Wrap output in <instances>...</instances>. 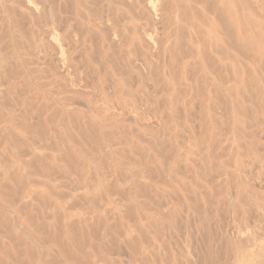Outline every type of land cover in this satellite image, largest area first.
I'll return each mask as SVG.
<instances>
[{
	"label": "rangeland",
	"instance_id": "374dc122",
	"mask_svg": "<svg viewBox=\"0 0 264 264\" xmlns=\"http://www.w3.org/2000/svg\"><path fill=\"white\" fill-rule=\"evenodd\" d=\"M34 1L39 5V11H40L39 14L40 13L42 14V15L40 14L41 15V17L39 19L40 24L37 22L38 20H36L34 18V12H36V10H35L34 6L30 3L31 0H0V59L2 58V55H4L5 53H6V55L4 57L8 56V57H6V59H8L10 57L7 60L9 62L5 61V63L7 62V64L10 63L9 65L6 64L7 66L5 65V63L1 62V60H0V63L4 64V66L0 64L1 65L0 66V73H1L0 74V82H2V81L5 82L6 80H8V81H6V83L9 84L10 83L9 81L13 80L14 84L16 86L18 85L17 86L18 91L15 94V96L16 97H22V95H23L22 99L19 98V100H23V102H24L23 106L22 105L21 106H22V108H24L28 104L27 109H28V111L29 110L31 111V112L29 111V113H31V114L28 113L26 116L25 115L15 116L13 119V123H14L13 129H12V127L11 128L9 127V129L8 128L5 129L3 125H4V122L8 118H10L9 116L11 113H8V111L10 112V107H12V105L13 106L15 105V100H14L15 96H7L6 95L7 96L6 97V96H4V94L0 93V95H1L0 96V137L2 138V140L0 139V173H1L0 178L3 179V182L7 181L6 184H9V185L4 187L5 184L3 185L1 182V179H0V206H1L0 207V238L3 239V240L0 239V246H3V248L5 246V249L0 247V249L2 250V251L0 250V260L3 264L7 263V262L4 263L6 260H8L11 264H15V263L16 264H33V263L35 264L36 261H37L36 262L37 264H39L40 262H41V264H52V263L55 264L57 262H58V264L59 263L65 264V262L67 260L66 258H69L68 259L69 261L67 260V262L68 263L71 262L72 264H75L77 261L79 262L81 260H83V261L89 260L88 261L89 264L90 263L91 264H134L133 256L136 254V246H135L136 244L133 247V243H134L133 242L132 247H130L131 244H128L129 247H127L128 245L126 246V244L128 241L125 243L126 238H127L126 240H128L130 238L131 241H132V238H134V241H135V240H137V237H138L137 231H136V229H134V227L136 226V222H137V221H135L137 218L136 205L135 204L133 205L131 201H133L135 203L134 200L143 194H145L143 196L146 197L149 194L150 187H149V179L148 180L147 179L146 180L140 179V178H137L136 176H133L132 174L134 173V171H137V170L139 171L138 167L141 166V168H142V165H144L143 167H145V168H142L140 171H142L144 169L147 170V168H149V166L152 162V161L150 162V160H151L150 157H152V155H154L153 152H155V150H156L155 146H154L155 141H158V139L163 140L164 138L165 139L168 138V140H169V138L170 139L173 138L171 136H175V137L177 136L176 139H174L175 141L173 139L170 141L164 139L165 141H163V146H164V148L165 147L168 148L167 150H169V149L175 150V148H176V150H179V149L185 148V140H184L185 136L192 134V133L199 134V132H201L204 127L205 128L208 127L210 129L209 130L208 128H206V129H208L209 133H211L212 130L214 129L215 132L214 131L213 132L215 134L212 132L211 135H213V136L218 135L219 136V137L217 136L219 138L218 140L221 142L225 141L228 138V134H229V136L231 135L229 133L232 130L231 128H233V129L236 128L237 130H238V128H240V130H238V132H240L239 134H242V135L237 134L238 132L237 131H236L237 133L235 132L236 129L234 130V132L232 130V132L235 133L234 134L235 136L236 135L237 136H243V135L245 136L246 134H247L246 136H252V135H254V131L255 132L258 131V129H259L258 126H257L258 129L257 128L253 129V127L254 126L256 127V123L259 124V121L257 122V120L261 119V118H256L257 116H259L261 114V111L259 109H257L256 106L259 105L260 102L263 103V106H264V15H263L264 13L261 16L260 15L261 13L257 12L258 11L257 9L252 10L253 12L250 10V9H252L251 7L254 6V5H252L253 0H249V1L248 0H237L239 2V4H237L238 8H240L239 10H241L244 7L242 10H246L245 12H248V16L251 15L250 16V19H251L250 23L251 24H250V31L244 27V24H243L244 22L242 23V25H241V22H236L237 24H235V26L237 25L239 28L236 26V27H234L235 29H233V30H235V32H234L235 35L237 33L236 37L234 36V41H235L234 44H235L236 49L234 51V59L232 62L233 67H232V64H229L227 61V52L225 51L226 50L225 48H224L225 50L222 49L223 47H221V48H219V50H217L218 46L220 47L221 45L217 46V45L213 44L217 48L212 47V44H210V42H208V40L205 39L208 43V44L207 43L205 44V42H203L200 39V42H202L203 47L206 48L209 46V48H207L208 50L203 48V47L201 48L203 50H201L200 52L203 54H200L199 57H204V60H202L203 58H200V62L198 63L197 61H199V60H197V59H199V57L198 58L196 57V59L193 60V62H192V65H191L192 69L190 68V72H188V74L184 77V74L182 75L183 70L181 69V65H182V62H184L187 59L188 55L190 54V51L192 50V48H191L192 45L190 43L191 41L188 38L189 35H187V33H184L183 31L181 32V30L180 31L177 30V32L175 30V35H173V33H172V37L173 36L174 37L171 40L172 41L175 40L176 44L178 43L177 40H179L181 42V43L179 42V48H182L181 51L179 50L180 51L179 53H176V52H178L177 50L179 48H178V45L174 44L175 45L174 51H176L174 53V55H170L171 51H169V55L174 57V58L169 57L168 53L165 55V53L163 51H160V52H163L162 56H161V53L159 54V50H157V52H156V49H157L156 47L158 46V44H160L159 42H161V44H160L161 46L159 45L158 49H160V48L162 49V47H163L162 44H163L164 40L163 41H162V39L160 40L159 37L162 36V38H163V36L165 35L164 32L167 31L168 29H170V31L174 30L173 29L174 27L169 26L172 28L171 29L168 26H166L168 24L167 22H169L168 19L163 20L161 22V23L164 22L163 25L161 24V26H164L165 21H167L166 22L167 24L165 26L168 28L161 27L162 32H160L159 37H158V39L160 41L158 40L159 42H158L157 46L154 47L156 53H152V52H154V49H151V48H153L154 43L150 40L148 41L147 38L143 39L141 42L140 41L138 43L135 42V44L134 43L128 44L129 43L128 37L126 38L125 37L126 35H124V34H126V33L128 35L131 34L133 29L129 28V30L132 29V31H129L128 26L125 25L127 23L125 21V19L127 18V16L125 17V15H124L125 13H121L120 14L121 16H119L118 13L122 12V10H120V7L117 10L115 9V8H118L117 6H121V4L123 5L124 1L118 0V2H117V0H111L112 4L110 5L108 0H101V2L99 0V2L101 3V4L98 3L99 6L96 3L98 0H34ZM204 2H207V0H205ZM247 2L248 3L251 2V3L248 4ZM102 3L104 5H102ZM113 4H116V5H113ZM54 6H56V7H54ZM112 6L115 7L114 9L116 11H113ZM104 7L107 10L105 13V14H107L106 15L107 17L105 16V14H104V16H105L104 17L103 13H102V12H105L103 9ZM52 8L56 11L58 10V12L56 13V11H55V13H54L53 12L54 10ZM194 8L197 9L199 12H201V15H203L202 11H200L196 7H194ZM194 8H193V10L192 9L189 10V12L191 13L190 16H195V14L197 13L196 12L194 14V12H195ZM253 8H255V7H253ZM118 10H120V11H118ZM184 10H185V8H184ZM187 10L188 9H186V11ZM254 11H256V13H254ZM189 12H185V13L189 14ZM198 13L196 15L200 14V13L199 14ZM45 14H46V16L44 17ZM108 14H109L111 20H113V18L115 17L113 23L111 20H108L109 19ZM55 15L60 20L57 18H54V17H56ZM201 15H199L200 18H201ZM52 18L55 19V21L56 20L59 21V23L61 22L60 24H64V25H66V27H68V28H66L64 26L67 30L66 31L64 29V27H62L63 25H60L59 23L57 24V26L59 28H61L62 30H65L64 32H67V36L65 37L67 39L66 43H68L70 45L71 50L76 45H79V44H76L75 42H73L75 45L74 46L73 43L69 41V39H68L69 33L72 32L74 34L77 31H78V33H80L77 35L82 40V41H79L81 44L78 47L76 46V50L74 48V52L71 51V54L69 55L70 57L66 60L64 58H62L64 56H61V55H63L62 54L63 53L62 47L60 48L58 45V46H56V48L55 47L52 48L51 47L52 44H53V46H55L54 40L52 42L50 40L52 38H49L50 35L47 36V34H48L47 32H49V34H51L52 29H53L52 28V21H53ZM98 18L101 20L108 18V19H105V20H107L106 21L107 23L105 22V20H103L102 23L104 24V22H105L106 24L102 25L101 21ZM121 18H123V20ZM47 19L51 20V22H50L51 24L49 23L50 20H47ZM40 20H42V21H40ZM45 20H47V21H45ZM108 21L110 22V24L108 23ZM148 21H149V18H148ZM148 21H147V19H146V21L144 19V26L147 25V27L152 28L153 26L148 25L149 24ZM111 23L112 24L115 23V24L112 26ZM122 23H124V24H122ZM92 24H95V25H92ZM119 24H121V26ZM127 25H130V24L127 23ZM169 25H170V22H169ZM46 26L48 28H46ZM114 26L118 30H121V28L123 27L122 28L123 31H119V32H123L121 35L123 36L124 39H126V41L122 37L119 40L118 38L113 36V33H111L112 29H110V28L114 27ZM43 27H44V29H43ZM125 27H127V28H125ZM240 27L241 28L243 27L242 30ZM49 28H51V30H49ZM70 28H71V30H70ZM75 30H77V31H75ZM31 31L34 32V34H35V35H33L34 37L31 36L32 35V34H30ZM108 31H109V33H108ZM124 32H126V33H124ZM179 32L182 34H180ZM178 33L180 35H182L183 37L177 36ZM73 34H71V35H73ZM71 35H69V36H71ZM121 35H119V36H121ZM109 36H110V38H109ZM176 36L178 38H175ZM113 38H115V39H113ZM33 39L34 40L36 39L37 41H35L33 43V41H34ZM116 39L118 42L119 41L120 42L118 43L117 41H115ZM121 39H123L125 41L124 42L122 40L124 45L123 44L121 45V43H122ZM38 40L41 42H39ZM49 41H51L52 43H50ZM175 41L173 43H175ZM37 42L39 43V46H41L42 49L41 48L39 49V46H38V48L36 47V45L38 44ZM69 42L72 43V45ZM145 42H147L148 46L146 45ZM183 42H184V45H183ZM42 43H43V46L45 48L42 45H40ZM46 43L48 45V48H46L47 45L46 46L44 45ZM173 43H172V46H173ZM188 43L190 44V46H188V48L190 47L189 49L187 48ZM119 44L122 47H120ZM180 44H182L183 46ZM131 45H132V47H131ZM49 46L51 48H49ZM65 46L67 47V45H65ZM71 46H73V47H71ZM124 46H126V48ZM150 46H151V48H150ZM172 46L170 47L171 49L174 48V46H173V48H172ZM57 47H58V50H60V49L61 50L58 51ZM185 48H186V50H185L186 52L189 51L188 54H186L185 51L182 52ZM212 48L213 49L215 48V50L212 51ZM122 49H125L126 51H124ZM209 49H211V50H209ZM41 50H44V51L40 52ZM131 51L133 52V54ZM134 51L136 54L134 53ZM174 51L172 50V52H174ZM2 53H4V54H2ZM152 54H153V56L155 54L154 57L157 60L154 61L155 58L151 57ZM175 54H177V55H175ZM157 55H159V56H157ZM164 55H165V57H163ZM178 55H180V56H178ZM59 56H61V58H59ZM117 56H119L120 58ZM175 56L177 58H180V59L179 60L176 59ZM77 57H78V59H77ZM123 57H125V58H123ZM93 58H95V60ZM162 58H165V59H162ZM170 58H172V59H170ZM10 59L12 62L10 61ZM122 59H123V61H122ZM129 59L132 61V63L128 62ZM115 60H117V61H115ZM64 61H65V64L67 66L64 65ZM125 61L128 63V66L126 65V69H128L127 71H125L126 69L123 68L124 66L122 67V63H123V65H125L124 64V63H126ZM140 61H142V62H140ZM143 61H145V62H143ZM176 61H177V65H176ZM178 61H180V64H178L179 63ZM135 62H137V64ZM194 62L196 64H194ZM140 63H141V65H140ZM143 64H145V65H143ZM147 64H149V66L152 65V67L150 66L151 67L150 68L149 66H147ZM161 64H163V65H161ZM200 64L202 67L200 66ZM10 65H11V67H13V69H14L13 73L15 74L16 77L14 76V74H12L14 77L13 76L10 77V76L6 75L7 71H5L4 68H6V70H7V68ZM178 65H180V67ZM75 66H76V68H75ZM78 66L81 67V69ZM68 67L70 68L71 71H69ZM178 67L180 69H178ZM72 68H74L76 74H74V72H72L73 71ZM77 68H78V73L76 71ZM141 68H142V70H140ZM16 69H18V70H16ZM27 69L29 71H27ZM30 69L33 72H30L31 71ZM8 70L11 71L12 69L9 68ZM65 70H67V71H65ZM10 71H8V72L10 73ZM12 71H11V73H12ZM179 71H181V72L179 73ZM27 72H28V74H27ZM3 73H5V74L3 75ZM69 73L72 76L74 75L73 76L74 79L72 78V76ZM103 73L108 74V77L105 78V76H107V75H105ZM134 73H135V75H134ZM17 74H19V75H17ZM67 74H69L70 76H68ZM82 74H84V75H82ZM102 74L104 77L101 76ZM110 74H113V76L115 78ZM116 74H118V75L115 76ZM140 74H142V76ZM80 75L84 76V77H80ZM88 75H90V76H88ZM96 75H98L99 77ZM151 75H152V77H151ZM55 76H57V77H55ZM109 76H112V77L109 78ZM145 76H146V78H145ZM90 77L92 80H90ZM149 77L151 80L149 79ZM3 78H4V80H3ZM14 78H15V80H14ZM1 79H2V81H1ZM58 79H59V81H58ZM77 80H79V81H77ZM109 80H111V81H109ZM142 80L144 81L145 85L143 84ZM80 81H82V83ZM84 82H85V84H84ZM231 82L232 83L234 82L233 85L230 84ZM136 83L138 84V86H141L140 93H139V90H138V92L136 90L137 95L134 94L135 91L131 87V85L133 86L134 84L137 86ZM146 83H147V85H146ZM149 83H150V85H149ZM61 84L62 85L64 84V85L62 86ZM82 84H83V87H85V88L82 87ZM90 84H91V86L93 85L92 86L93 88L90 86ZM78 85H80V86H78ZM85 85L87 87H89V88L91 87V88L89 89ZM110 85L112 86L111 87L112 89L108 88V87H110ZM135 85H134V87H136ZM102 86H104V87H102ZM215 86H216V88H215ZM233 86H234V89H233ZM113 87H115V89ZM220 87L224 88V91L222 88H221L222 90H220ZM0 88H3V87L0 86ZM98 88H102L100 90H103V89L104 90L100 91ZM152 88L156 89V92L158 90L159 93H157V95L153 97V98H155L154 99L155 101L153 100L152 103H148L147 99L150 98L149 96H150V92H151ZM214 88L217 90H220V92L223 91L222 93L231 91L233 93V95L230 92H229V95H227L228 93H224V95H222V93L218 92L223 96V98L220 96L222 98V99H220L221 101L220 100L217 101V99H218L217 97L219 96V94H217V92H216L217 90H215ZM96 89H97V91L94 92V90H96ZM113 89L116 92L118 89H120V91H118L117 95H118V97H121V99H122V97L123 98L125 97V98L130 100V98L132 96H135L138 99L137 100L138 105H137L136 109H135L134 105L132 107L130 105L129 107L124 108L126 111V114H125V111H124V113H122L123 109L121 110V108L117 107L116 104H114V105L116 106V109H119V110L111 109L108 111L109 114L113 113L115 118H117V119L119 117H121L123 119L124 116H127V114L131 113V114H129L130 116L128 118L127 117L126 118L128 120L130 118L131 121L134 120L132 123L135 124V126H134V127H136V128H134L135 132L138 129L142 130L141 132L143 135L140 134V135H142L141 137H143V139H145V137H146V141L143 139H140V138L138 139L137 137L140 136L139 133H141V132H139V130L137 131V134H135V133H133L134 135L132 134L133 136H135L136 140H138L137 142H139V144L141 145V149H140L141 151L137 155L138 159H140L139 160L140 162L137 159V166L138 167L136 166V164H133L134 160L132 162L130 158L128 159L129 156H127L128 152L126 150H125L127 152L126 157L124 155L125 152H124V154H120V153H123L124 149H126L124 147V145H125L124 135H127L129 132H131V129H132V126H131L132 123H130L131 122L130 120L125 121L126 120L125 117L123 119L126 126L124 127V129L121 130L122 133L124 130V133L122 134L123 136L121 139H118L117 136L119 134L116 133L117 131L114 132V131L109 130L110 132L106 133L107 137L105 136V138H102V137H104L105 133L102 134L103 132L101 130H98L99 132L101 131L102 133L101 132L100 133H101V135H103L100 139L99 138L100 135H98L96 137L97 134L95 135V133L99 134V132H97V129L101 128L100 127L101 124L98 123V125L97 124L92 125V128H93V126H96L95 127L96 130H94V133H93L92 130L94 128L92 129L91 123L89 124L87 122L88 120L89 121L91 120L90 122L97 123L96 119H95V122H94V120H92L93 119L92 112L94 109V107H92V106H95L93 104V102H94L96 104V107L94 110L96 111L97 109L101 108V105H103V104H100L98 102V98H99L98 96L100 95L99 93L102 92L104 94V92L108 91V92H106L107 94L108 93H110V94L114 93L115 94V91L112 92ZM135 89H137V88H135ZM226 89H228V91ZM253 89L255 90V92H258L257 93L258 95L254 94L255 92L252 93L254 91ZM109 90L111 92H109ZM124 90H125V92H123ZM147 90L150 92H148ZM161 90L163 91L164 94H161V92H162ZM145 91L147 93H144ZM184 91H186V92H184ZM250 91H252V92H250ZM187 92H189V93H187ZM208 92H210V93H208ZM215 92H216V95L214 96ZM186 93L189 95H187ZM17 94L19 96H17ZM122 94H124V96H122ZM183 94L185 95V97ZM207 94H208V99L204 100V98L207 97ZM92 95L94 98L91 97ZM144 95H146L147 97ZM182 95L186 99L187 98H191V99L195 98L196 100H197L196 97H198V96H195V95H199L200 99L202 96H205V97L202 100H197L198 103H199V101H201L199 104L196 102V104L194 106L191 104L189 106L188 105L189 102L184 103V101H187V100H185L182 97ZM160 96H163V98L161 99ZM231 96H234V97H231ZM235 96H236V98H235ZM256 96H257V98H256ZM210 97H212L213 101L210 100L211 99ZM224 97H227V98H225L226 100L228 99V97H230V99L232 98V100L234 102H236V100H237V102L235 104L233 102L234 105L232 104L233 106H230V103L232 102V100L229 101L230 103L227 100L226 102L229 103L228 104L229 106H228V105H226L227 103H225ZM258 97L261 100H258ZM179 98L181 100H179ZM90 99H92V100H90ZM159 99H161L162 102H161V100L159 101ZM16 100H18V99L16 98ZM243 100L246 103H244ZM31 101H32V103H31ZM249 101H250V104H249ZM251 101L256 106H253ZM258 101H260V102H258ZM25 102H26V104H25ZM145 102H146V104H144ZM154 102H156V103H154ZM175 102H178V103L181 102L180 103L181 106L178 105V103H177L178 109L175 107V104H176ZM8 103H9V105H8ZM241 103H242V105H241ZM109 104H112V103L108 102V103H106V106L110 107ZM140 104H141V106H140ZM184 104L185 105L187 104L188 106L187 105L185 106ZM202 104L208 105V107H206L207 105L205 107H203L206 110L208 109L207 111L205 109L202 110V108H200L201 106H203ZM248 104H249V106L251 105L252 107H254L255 110H254V108H251V106L249 107ZM150 105H151V107H150ZM182 105H184L185 108ZM211 105H213V106H211ZM124 106H127V105H124ZM158 106H159V108H158ZM214 106H217V107H220L221 109H223L222 112L225 110L224 113H222L220 111V109L217 108L219 110L218 111L216 108H214ZM241 106H243V107L241 108ZM179 107H180V109H179ZM209 107L213 108L214 110L219 112L221 117L219 116V114L216 111H215L216 114H215V112L213 113V109H212V111H210L211 109H209ZM257 107L259 108V106H257ZM88 108L89 109L92 108L91 111ZM131 108H134L135 110L132 109V110H134V111H132ZM228 108L233 109L232 113L235 112L236 114L235 113L230 114L229 112L231 110H229ZM234 108H236V109H234ZM248 108H251L250 111L251 110L254 111V112L251 111L252 113H249L250 115L254 114L251 116L254 117L255 114L257 115L258 112L260 114L255 116L254 118L253 117L251 118V116L248 115V111H249ZM160 109H161V111H160ZM200 109L202 110V112H200L201 111ZM25 110L23 109L21 111H25ZM128 110H130V112ZM89 111H90V113H89ZM116 111L120 112V114L117 113ZM136 111L139 113H137ZM68 112L70 115H68ZM114 112L118 115H115ZM190 112H192V114H189ZM65 113L67 115H65ZM142 113H144V114H142ZM158 113H160V114H158ZM237 113H240V116L237 115ZM138 114H140V115H138ZM141 114H142V116H141ZM205 114H206V117L209 119V121H208V119L206 121H204V119L206 117L202 118V116H205ZM224 114H227L228 116H225ZM244 114H246V115L244 116ZM30 115H32L31 118H29ZM82 115L84 116V118L87 121L84 118H82L83 117ZM158 115H160L159 116L160 118L157 117ZM23 116H25V117H23ZM66 116H68L69 120L66 119L67 118ZM212 116H215V119H216V116L217 117L219 116V118H217V119H220V120L223 118V116L228 117L229 121L228 120L225 121L224 119L221 120L222 122L224 121L223 122L224 125L227 124V126L228 125L232 126L230 124L231 119H229V116H230V118L231 117H233L234 119L236 118L237 121L234 120L236 122V123H234L233 118H232V124L233 125L235 124V125L231 128L229 127V129H227L228 127L227 128L225 127L226 125L225 126L223 125L222 127L223 128L225 127V128L224 129L222 127L221 128L223 130H225V133H224V131H222V129L218 127V123H220L221 121H218L217 119L215 121V119ZM91 117H92V119H91ZM134 117H136V118H134ZM24 118H25V120H24ZM61 118H62V120H61ZM72 118L74 120H72ZM78 118L80 120H78ZM157 118H158V120H157ZM237 118H239V120ZM242 118H243V120H240ZM246 118H248V119L251 118V120L253 119L252 123L251 124L249 123V125H248V122H250L251 120L249 119L250 121H248V119H246ZM117 119H115V120H117ZM83 120L86 121L87 123L84 122ZM201 120H202V122H200ZM18 121H20L21 123ZM137 121H138V123H136ZM157 121H159V122H157ZM207 121L209 123H207ZM242 121H244V122L246 121L245 122L246 124L244 125ZM59 122H60V125H61V122H62V125L63 124L66 125L67 127L63 125L65 128H67V129L70 128L71 131L69 129V132H70V134L72 133L71 135H73L74 137L71 135L68 137L67 133H69V132L66 131L65 129L62 130L63 135H61V133H62L61 131L59 132L61 136L58 135L59 133L54 134L55 132L53 130H51L52 128L50 126L54 125L55 123L57 125V124H59ZM67 122H68L69 127L67 125ZM70 122H72V123H70ZM159 123L161 126L159 125ZM87 124L90 127H88ZM141 124H142V126H141ZM144 124H145L147 129H148V127L150 128L148 131H146L145 127L143 126ZM148 124H150L151 126H149ZM209 124H210V126H209ZM252 124H254V126H252V128L250 130L249 128L251 127ZM36 125H39V126L42 125V126L39 127ZM43 125L45 127H47L50 131L48 129H46L45 127H43ZM127 125L131 126V128H128L129 126L127 127ZM239 125H241V126H239ZM16 126L17 127L19 126L18 127L19 129L16 128ZM30 126H32V127H30ZM247 126H249V127H247ZM35 127L40 128V129L37 128V130H39V131H36L38 134L35 132V130H36ZM151 127H155V128L157 127L156 128L157 131L161 130L160 135H162V134H166V135H164V136L162 135V138H161V136H158V134H159L158 132H157L158 134L155 133L156 132L155 128H153L152 131H150ZM216 127H218V129ZM41 128H42L44 134L42 133ZM158 128H159V130H158ZM4 130H5V133L3 132ZM64 130L67 133L64 132ZM126 130H128V133L125 134V132H127ZM226 130H228L229 132L228 131L226 132ZM45 131L46 132L48 131L49 133L47 132V134H46ZM216 131H219V133L218 132L216 133ZM90 132H92L93 136L97 138L94 141L98 140V142L97 141L96 142L91 141V139H93L94 137L92 138V134ZM133 132H134V130H133ZM144 132H150L151 136H148L149 133H146L145 137H144ZM152 132H153V135L155 134L154 136L152 135ZM220 132L221 133L223 132L222 135H220ZM39 133H42V135H40ZM108 133H111V134L108 135ZM226 133H227V135H226ZM233 133H232V135H233ZM223 134H225V135H223ZM248 134H250V135H248ZM51 135H53V136H51ZM54 135H56V136H54ZM111 135L115 136L112 138L114 141H111L112 140ZM129 135H130V133H129ZM168 135H169V137H168ZM58 136L62 137V138L65 137V138L64 139L60 138V140H59ZM89 136H90V139L88 138ZM108 136H109V138H108ZM155 136H158V138L157 139L154 138ZM182 136H184V138ZM191 136H193V134ZM44 137H45L47 142L44 141ZM70 137H72L71 140L69 139ZM150 137L153 139V140L151 139L152 141L150 140ZM33 138H34V140H33ZM98 138L102 141H100ZM116 138L119 140L120 143H118V140ZM52 139H53V141H52ZM104 139L108 140L107 142L112 143L111 145H114V146L113 147L109 146L110 143L109 144L105 143L106 141ZM179 140H181V142L184 140V144L179 142ZM1 141H4V142H1ZM41 141H43V142L41 143ZM60 141H62V143ZM65 141H66V143H65ZM149 141H150V143H149ZM153 141H154V143H152ZM171 141H172V144L175 146V148H173L174 146L172 147ZM176 141L179 143H177ZM58 142H60L61 144H59ZM63 142H64V144H63ZM79 142L83 145L81 146ZM91 142H94V143H91ZM98 143L103 144V148L107 147V145H108V148L104 149L105 153H106V150L107 151L110 150V147H111V153L108 151L109 153L107 152V154H103V156H102V153H103V148H102V151L100 153L101 155L98 153V151H95L98 153V154L95 153L96 154L95 155L94 150H98V147H97ZM169 143L171 145L168 147L167 145H169ZM7 145H9V146H7ZM22 145H23V147H22ZM44 145H46V146L44 147ZM61 145H64V147ZM18 146H21V147H18ZM80 146L82 147V150H80V148H81ZM83 146L85 147V149L83 148ZM121 146H123L124 148ZM150 146L154 147V149H155V150L153 149L154 151H152V155L150 154V150L152 149ZM87 147H89V148H87ZM94 147L95 148L97 147V148L95 149ZM22 148H23V150H22ZM90 148H92V150L94 148L93 152H91V153L86 150V149L89 150ZM113 148H115V149H113ZM118 148L120 151L118 150ZM83 149L86 150V156H84V157H83V155H85V151ZM3 150H4V152H3ZM19 150H21V151H19ZM112 150H113V152L115 150L116 153L115 152L112 153ZM80 151H84V152L81 153ZM117 151H119V152L117 153ZM143 151H145L146 154ZM87 152L89 154H87ZM78 153H81L82 157L84 158V160L82 162H80L81 158L79 159L80 155ZM90 154H92V155H90ZM148 154H150V156ZM87 155L92 157V158L89 157L91 161L89 160ZM130 157H131V155H130ZM78 159L80 160L79 162H78ZM141 159L143 161L149 160L148 162L150 164L146 165L147 166L146 167L145 166L146 162L142 164ZM85 160H89L90 162L88 161V163H87V161H85ZM71 162L73 163L72 165H71ZM107 162H108V164L110 163L111 166H108ZM1 163H3V164H1ZM76 165L79 166L81 170L78 169L79 167L74 169L73 166L77 167ZM7 167H9L10 170ZM64 168H66V169L64 170ZM76 169H78L80 171L78 172V170H76ZM8 172H9V176L7 175ZM123 172H124V174H121ZM4 173L7 177L4 175ZM103 175L106 176V177H104L105 179L108 178L106 181H105V179H103ZM131 176H133L132 177L133 180L131 179ZM9 177L10 178L12 177L11 178L12 181H10ZM4 179H8V180H4ZM81 180H83L85 182H83ZM134 180L135 181L138 180L139 185L141 183L140 186L138 184L137 185L139 186V189L142 190V193L137 187H134V186H137L135 184L136 182ZM142 180H143V182H142ZM9 181H10V183H8ZM96 181H97V183H96ZM147 181H148V184H145V183H147ZM81 182H82V184H81ZM101 184H102V186H101ZM106 184H107V186H105ZM142 184H145V186ZM136 189L139 190L140 192H138ZM107 190H108V192H107ZM135 190L137 191V193L135 192ZM130 196L133 197L134 200H132L133 198H131ZM97 197H99V198H97ZM95 198H97L98 200ZM93 202H95L96 208H94L95 204ZM123 203H124V206H123ZM129 203L132 205H128ZM129 206H132L130 208V210H129V208H127ZM114 207H115V209H114ZM119 207L121 208L122 211L120 210ZM132 209L135 211L136 216H135V213ZM114 210H115V212H114ZM126 211L129 213V214L127 213V215L125 214V216L129 215L127 219L130 218L132 221H135V223L132 222V225L134 227L131 226V220L128 221L126 219V217L124 216L123 213L124 212L126 213ZM17 212L18 213L20 212V215ZM100 212H102V213H100ZM117 213H118V215H117ZM100 214L102 216H100ZM114 214L116 215L115 217L113 216ZM130 214H131V216H130ZM1 216H2V218H1ZM4 216H7V217L4 218ZM98 216H99V218H98ZM121 216H122V218H121ZM132 216H135V217L133 218ZM104 218L107 220V222L105 220L104 221V222H106L105 226H101L104 224L103 223ZM118 218H120L121 220L120 219L118 220ZM9 219L13 220V223H8V222H11V221H8ZM81 219H82L83 223L84 222L86 223V226H84L85 225V223H84L81 226L82 228L80 227V229H79L78 226L82 224L81 223L82 221L80 222ZM99 219H103V220L100 221ZM97 220H99V221H97ZM123 220H125V221H123ZM56 222L59 224V226ZM100 222H102V224ZM118 222H120V224ZM121 222H123L126 226H128V228H130L129 229L131 231L130 234H129V232H130L129 230H128L129 232L127 230L125 232L124 229L126 227ZM94 223H95V227H94ZM97 223L101 224V225L99 226V225H97ZM111 223L113 225L116 224L118 226L119 225L121 226V224H122V227L124 229L117 227V226L116 227L122 229L123 232H125V233L128 232L127 233L128 236L127 237L124 236L125 239L123 240L122 238H124L123 235H125V233L122 234L123 233L122 232L120 234V232L122 231V230L120 231V229H117V233L115 234L116 229L112 228ZM52 224H53V227H51ZM60 224H63L62 227H60L61 226ZM66 224L69 228L66 226ZM90 224L96 230L95 229L93 230V228L90 226ZM108 226H110V227L108 228ZM84 227L86 229H84ZM89 228H90V231L92 230V232L97 231V232H95L96 234L98 233V230H99L98 235H96V238L98 239L97 245H93L95 238L93 239L92 235L89 234V233H91L89 231ZM101 228L103 229V231ZM106 228L107 229L111 228L112 231L111 230H108V231L111 232L112 237H111V235L110 236L108 235L110 232H106L107 231ZM11 229H13V231H14L13 233H12ZM87 229L89 232L87 231ZM15 230H16V232H15ZM65 230H67L69 232L68 237H67V233H66L67 231H65ZM104 230H105V232H104ZM263 230L264 229H258L259 233L264 232ZM62 231L63 232L65 231V233H63ZM85 231H87V233H88V235L86 233V236H84ZM8 232L10 234H8ZM57 232H59L62 235L61 236L62 238H63V236H66V238L64 237L63 242H65V241L70 242V243L67 242V245L69 244L68 248L71 247V250H75L76 249L75 247H77V249H78L79 245L84 244L83 245L84 250H81L78 252V250L76 249L74 251V252H76V254L80 253L79 255H81V253H83V254L85 253L84 252L85 250L86 251L91 250V251H88L89 254H87V253L85 254V257L82 255L84 257V259H86V260H84L83 258H78V260L75 263L70 261V260L74 261V259L75 258L77 259V257H79V255L75 254L77 257H74L75 255L72 253L73 251H71L69 249L72 253L71 254L68 249H65L67 247L66 245H65L66 247L63 248L64 246L63 245L61 246V244H59L62 240L58 236L59 233H57ZM79 232H82L84 234L83 236H84V239L86 238V242H84L85 240L80 239L82 237H80V238L78 237L79 236L78 234L82 235ZM23 233H26V234L29 233L30 235L32 233L33 234L35 233L34 234L35 236L32 235L33 237H35V239H33L31 236H30L31 238H29L28 237L29 234L28 235L25 234L24 236L21 235ZM95 233L94 234L92 233L93 236H95ZM105 233L109 237L105 236ZM134 233L137 235L136 238H135ZM71 234L72 235L74 234L73 235L74 237ZM102 234H104V235H102ZM117 234H119V235H117ZM132 234H134V236H131ZM10 235L11 236L13 235L12 238L15 237L13 240L14 241L16 240L17 243L12 241V238L10 237ZM56 235H57V238H55ZM70 235H71V237H70ZM75 235H78V236H75ZM115 235H116V237H118V236L119 237L115 239ZM129 235H130V237H129ZM25 237H26V239H25ZM72 237H73V239H72ZM99 237H100V240H99ZM101 237H103V238H101ZM17 238H18V240H20L19 242L17 241ZM42 238H44L46 241L48 239L53 240V241H54V239L59 240L60 241L59 243H55V244H58L56 246L60 245L63 249L66 250V252L63 253L64 252L63 249L56 247L55 244L53 245V243H54L53 241H52V244H50L51 241L49 240L48 241L49 243L47 244L46 241L43 240ZM4 239H5V241H4ZM87 239H90V241L88 242ZM97 239H96V241H97ZM104 239H106V240H104ZM130 239H129V241H130ZM27 240H28V242H27ZM37 240H39L40 243H42V244H46V246L45 245L42 246V244L40 246L39 245L40 243ZM73 240H74V243L76 245L75 247L73 246L74 243L72 244ZM76 240H77V242H75ZM80 240H81V242L83 240V242L81 244H79L80 242H78ZM92 240H94V241L92 242ZM115 240L116 241L118 240V243L123 241L122 243H125V244H123L124 248L123 247L120 248V246H122V244L121 243L118 244ZM110 241H112V242H110ZM32 242H34V243L32 244ZM36 242L38 244H36ZM55 242H57V241L55 240ZM20 243H22V245ZM26 243H27V245H26ZM28 243H29V245H33L31 248V252L28 250L29 249ZM128 243H131V242H128ZM34 244H36L35 246L37 248L38 247L43 248L42 250H40L38 248V251H37L38 254L37 255H47L49 250L51 252L54 250L55 254H57V255L53 254L54 252H52V253L49 252L51 254L50 255L48 254L49 256H47V257L53 258V256L55 255V257H54L55 260L54 259L52 260V258L50 260L48 258L50 260V262H48L49 260L46 259V256H40V257H43L44 260L42 258H40L39 256H38V259L36 260V258H34V257H37V255H36L37 252H35L36 250L32 251V249H36V248H34ZM94 244H96V243H94ZM98 245H100V246H98ZM117 245H119V246H117ZM10 246H12L11 249L9 248ZM115 246L119 247L120 249H118L117 247L115 248ZM44 247H46L45 248L46 250L44 249ZM55 248L56 249L59 248L62 251V253L59 249L56 250ZM132 248L135 250H133ZM12 249H15L16 251H19L21 249V252L19 254H17L18 252L14 253L12 251ZM22 249L26 251L25 254L24 253L22 254V252H24ZM47 250H48V252H47ZM116 250L117 251L122 250V251H119V253H116L115 252ZM42 251L46 252V253L42 254ZM58 251H60V252H58ZM67 251H69V252H67ZM7 252H8V255L6 254ZM32 252H35V253L32 254L33 255L32 257H30L28 254H30ZM113 252H115V253H113ZM121 252H122V254H121ZM133 252H134V255H133ZM9 253L10 254L12 253V254L10 255ZM13 253L15 254V257L13 255ZM1 254H2V256H1ZM52 254H53V256H51ZM64 254H66V256ZM118 254L119 255L121 254V255L119 256ZM25 255H26V257H29V259L24 258ZM86 255L87 256L89 255V256L87 257ZM112 255L114 256V258ZM16 256H18V257H16ZM69 256L73 257L74 259H70L71 257H69ZM101 256L102 257L107 256L106 262H105V258H102ZM130 256H131L132 260H131ZM64 257H66V258L64 259ZM108 257L113 258V259H110ZM135 257H136V255H135ZM33 258L35 260L32 261ZM101 258H102V260L104 259V261H101L100 260ZM109 259L112 261H110ZM3 260H4V262H3ZM45 260H47V261H45ZM30 261H31V263H30ZM134 261L136 264V258L134 259ZM82 262H81V264H83V263L85 264V262H83V263ZM76 264H78V263H76Z\"/></svg>",
	"mask_w": 264,
	"mask_h": 264
},
{
	"label": "bare ground",
	"instance_id": "6f19581e",
	"mask_svg": "<svg viewBox=\"0 0 264 264\" xmlns=\"http://www.w3.org/2000/svg\"><path fill=\"white\" fill-rule=\"evenodd\" d=\"M119 1H124V4L122 5L121 3V6H117L118 8H115V7H113V11H116L117 9H119V7H120V10H122V12H120V13H118L119 14V16H121L120 14L121 13H125L124 15H125V17L127 16V20L125 19V21L128 23V24H130V25H127V23L125 24L126 26H128V30H129V28H132L133 29V31H132V29H130L129 31H132L131 32V34H127L126 32H124V33H126V34H124V35H126L125 37L127 38L128 37V40H129V43L128 44H132V43H134L135 44V42H141L143 39H148V41L150 40V41H152L153 43H154V46H153V48H151V46H150V48L151 49H154V47H156L157 46V44H158V42L162 39V41H163V44H162V49L160 48V49H158V47H159V45L161 44V42H159L160 44H158V46L156 47L157 49H156V52H157V50H159V54L161 53V56H162V54H163V52L165 53V55L168 53V55H169V51H171V53H170V55H174V53L176 52V51H174V49H175V45H178V48H179V40H177V44H176V41L175 40H171V39H173V37H172V33H173V35H175V30H176V32H177V30L178 31H180L181 30V32L183 31L184 33H187V35H189V39H190V43H191V48H192V50L190 51V54L188 55V57H187V59L184 61V62H182V65H181V69L183 70V73H182V75L184 74V77L188 74V72H190V68L192 67L191 65H192V62H193V60H195L196 59V57L198 58L199 56H200V54H203V53H201L200 51L201 50H203V49H201L203 46H202V42H200V39L203 41V42H205V44L207 43V41L206 40H208V42H210V44H212V47H216V46H214V45H221L220 47L218 46V49L217 50H219V48H221V47H223L222 49H224L226 52H227V61H228V63L229 64H232V67H233V59H234V51H235V44H234V36L236 37V35H237V33H236V35H235V30H233V29H235L234 27H236L235 26V24H237L236 22H241V25H242V23L244 24V27L247 29V30H249L250 31V16H248V12H245L246 10H239L240 8H238V5L237 4H239V2L237 1V0H207V2H204L205 0H119ZM249 1V0H248ZM100 2H101V0H100ZM99 2V0L96 2L97 3V5L99 6V4H101ZM108 2H109V4L111 5L112 3H111V0H108ZM117 2H118V0H117ZM116 2V3H117ZM252 2V1H251ZM251 2H247L248 4H250ZM33 6H34V8H35V10H36V12H34V18L36 19V20H38L37 22L39 23V19H40V17H41V15L39 14V5L34 1V0H31V2H30ZM99 3V4H98ZM119 4V3H118ZM247 4V5H248ZM102 5H104L103 3H102ZM113 5H116V4H113ZM252 5H254L253 7H255V8H253V7H251L252 9H250L251 11L252 10H255V9H257L258 11L257 12H259V13H261L260 15L262 16V14L264 13V0H253V4ZM54 7H56V6H54ZM106 7V6H105ZM103 8L104 9V11L105 12H102L103 13V16H104V14L106 13V8ZM194 7H196V8H198L200 11H202V14L203 15H201V12H199L197 9H195ZM102 8V7H101ZM116 10H115V9ZM184 8H185V10H184ZM193 8H194V14L197 12H199L198 14L199 15H201V18H200V16L199 15H196L195 14V16H190L191 15V13L189 12V10L190 9H192L193 10ZM53 9V8H52ZM186 9H188L187 11H186ZM54 10V9H53ZM120 10H118V11H120ZM42 11V10H41ZM55 11L56 10H54L53 12L55 13ZM58 12V10L56 11V13ZM185 12H189V14L187 15ZM253 12V11H252ZM254 13H256V11H254ZM99 14V13H98ZM117 14V13H116ZM258 14V13H257ZM107 14H105V16H106ZM112 15V14H111ZM115 15V14H114ZM264 15V14H263ZM46 16V14L44 15V17ZM56 16V15H55ZM104 16V17H105ZM118 16V15H117ZM118 16V17H119ZM103 17V18H104ZM107 17V16H106ZM108 17H109V19L108 18H105V19H108V20H111V18H110V16H109V14H108ZM114 17V16H113ZM124 17V18H125ZM54 18H57V19H59L57 16L56 17H54ZM90 18V17H89ZM115 18V17H114ZM114 18H113V20H111L112 21V23H113V21H114ZM148 18H149V21H148ZM99 19V18H98ZM105 19H103V20H105ZM122 20H123V18H121ZM120 19V20H121ZM144 19H145V21H146V19H147V21H148V25L150 26H153L152 28H149V27H147V25L146 26H144ZM166 19H168V21L170 22V25H169V22H167V21H165V25L166 26H171V27H174L173 29V31H170V29H168L167 31H165L164 33H165V35L163 36V38H162V36L161 37H159V34H160V32H162L161 31V27H166L165 25L164 26H161V24L163 25L164 24V22L163 23H161L163 20H166ZM47 20H50V19H47ZM47 20H45V21H47ZM52 32H51V34H49V32H47L48 34H47V36L48 35H50V37L49 38H52V39H50L52 42H53V40H54V45L55 46H53V44H52V48L53 47H55L56 48V46H58L59 45V47L61 48L62 47V49H63V55H61V56H64V57H62V58H64L65 60L66 59H68L70 56V54H71V51L72 52H74V48H75V50H76V46L78 47L81 43L79 42V41H82L79 37H78V35L77 34H80V33H78V29L77 30H75V31H77V32H75L74 34L71 32V33H69V35H71V34H73V35H71V36H69L68 35V39H69V41L70 42H75L76 44H79V45H74V43H73V45L75 46L72 50L70 49V45L68 44V43H66V41H67V39L65 38L66 36H67V32H64L65 30H66V28H68V27H66V25H64V24H60L59 23V21H55V19H53L52 18ZM60 20V19H59ZM100 21H101V23L103 22V20H101V19H99ZM118 20V19H117ZM40 21H42V20H40ZM107 20H105V22H106ZM51 22V20L49 21V23ZM104 22V24H106ZM122 22V21H121ZM167 22V23H166ZM48 23V22H47ZM60 24V25H63L62 27H64V29L65 30H62L61 28H59L58 26H57V24ZM72 23V22H71ZM95 23V22H94ZM108 23L110 24V22L108 21ZM111 23V24H112ZM146 23V22H145ZM40 24V23H39ZM51 24V23H50ZM103 23H102V25H104ZM115 24V23H114ZM114 24H112V26L114 25ZM122 24H124V23H122ZM59 25V26H60ZM72 25V24H71ZM70 25V26H71ZM84 25V24H83ZM92 25H95V24H92ZM108 25V24H107ZM117 25V24H116ZM120 26H121V24H119ZM44 26V25H43ZM87 26V25H86ZM110 26V25H109ZM130 26V27H129ZM45 27V26H44ZM44 27H43V29H44ZM147 27V28H146ZM168 27H166V28H168ZM171 27H169V28H171ZM238 27V26H237ZM46 28H48L47 26H46ZM73 28V27H72ZM75 28V27H74ZM110 28V27H109ZM119 28V27H118ZM123 28V27H122ZM122 28H121V30H118V29H116V27L114 26V27H111L110 29H112V32L111 33H113V36L114 37H116V38H118L119 40H120V38L122 37L123 38V36L121 35L123 32H119V31H123L122 30ZM125 28H127V27H125ZM149 28V29H148ZM178 28V29H177ZM239 28V27H238ZM241 28V27H240ZM243 28V27H242ZM242 28H241V30H242ZM120 29V28H119ZM172 29V28H171ZM49 30H51V28H49ZM70 30H71V28H70ZM73 30V29H72ZM127 30V31H128ZM67 31V30H66ZM187 31V32H186ZM108 33H109V31H108ZM119 33V34H118ZM180 33V32H179ZM177 34V36H181V37H183L182 35H180V34H182V33H180V34ZM30 34H32L31 36H33V35H35L34 34V32L33 31H31L30 32ZM46 35V34H45ZM119 35H121V36H119ZM128 35V36H127ZM184 35V34H183ZM46 36V37H47ZM80 36V35H79ZM83 36V35H82ZM81 36V37H82ZM112 36V37H113ZM175 37V38H178V37ZM34 37V36H33ZM32 37V38H33ZM158 37H159V39H158ZM201 37V38H200ZM204 39H203V38ZM83 38V37H82ZM109 38H110V36H109ZM48 39V38H47ZM80 39V40H79ZM85 39V38H84ZM113 39H115V38H113ZM112 39V40H113ZM124 39V38H123ZM123 39H121V42H122V40ZM187 39V38H186ZM206 39V40H205ZM34 40V39H33ZM49 40V39H48ZM86 40V39H85ZM125 41H126V39H124ZM123 40V41H124ZM137 40V41H136ZM159 40V41H158ZM188 40V39H187ZM186 40V41H187ZM35 41H37L36 39L33 41V43L35 42ZM39 41V40H38ZM51 41H49L50 43H52ZM115 41H117V39L115 40ZM124 41V42H125ZM146 41V40H145ZM175 41V43H173ZM39 42H41V41H39ZM69 42V43H70ZM79 42V43H78ZM118 42V41H117ZM120 42V41H119ZM118 42V43H119ZM173 43V46H174V48H173V46H172V43ZM38 43V42H37ZM44 43V42H43ZM43 43L42 44H40V45H42L43 46ZM49 43V44H50ZM72 43H70L71 45H72ZM126 43V44H127ZM146 43V45H147V42H145ZM181 43V42H180ZM83 44V43H82ZM123 44V42L121 43V45ZM149 44V43H148ZM175 44V45H174ZM208 44V43H207ZM214 44V45H213ZM35 45V44H34ZM45 46L47 45V43L46 44H44ZM65 45H67V47L65 46ZM124 45V44H123ZM144 45V44H143ZM152 45V44H151ZM172 46V48L173 49H171L170 47ZM180 45H182V44H180ZM183 45H184V42H183ZM182 45V46H183ZM186 45V44H185ZM38 46H39V43L36 45V47L38 48ZM119 46H120V44H119ZM145 46V45H144ZM148 46V45H147ZM161 46V45H160ZM188 46H190V44L188 43L187 44V48H188ZM211 46V45H210ZM44 47V46H43ZM50 46H49V48H51ZM71 47H73V46H71ZM83 47V46H82ZM120 47H122V46H120ZM125 48H126V46H124ZM131 47H132V45H131ZM177 47V46H176ZM41 48V46H39V49ZM45 48V47H44ZM46 48H48V45H47V47ZM59 48V49H60ZM128 48V47H127ZM148 48V47H147ZM170 48V49H169ZM184 48V47H183ZM190 48V47H189ZM188 48V49H189ZM203 48H205V47H203ZM207 48H209V46L208 47H206L205 49H207ZM217 48V47H216ZM36 49V48H35ZM42 49V48H41ZM119 49V48H118ZM150 49V50H151ZM181 49L182 48H179L177 51L178 52H176V53H179L180 51H181ZM187 49V50H188ZM57 50H58V47H57ZM61 50V49H60ZM60 50H58V51H60ZM122 50H124V51H126L125 49H122ZM128 50V49H127ZM172 50L174 51V52H172ZM180 50V51H179ZM186 50V48L182 51V52H184ZM208 50V49H207ZM209 50H211V49H209ZM213 50H215V48L213 49L212 48V51ZM42 51H44V50H41L40 52H42ZM55 51V50H54ZM129 51V50H128ZM133 51V50H132ZM131 51V52H132ZM160 51H163V52H160ZM49 52V51H48ZM57 52V51H56ZM106 52V51H105ZM119 52V51H118ZM122 52V51H121ZM151 52V51H150ZM155 52V49H154V52H152V53H156ZM186 52V51H185ZM5 53V52H4ZM4 53H2V54H4ZM134 53H135V51H134ZM173 53V54H172ZM189 53V51H187L186 52V54H188ZM75 54V53H74ZM73 54V55H74ZM128 54V53H127ZM132 54H133V52H132ZM136 54V53H135ZM6 55V53L4 54V55H2V58L0 59L1 60V62H3V63H5V61H7L8 59H6V57H8V56H6V57H4ZM149 55V54H148ZM165 55L163 56V57H165ZM169 55V57H172V56H170ZM175 55H177V54H175ZM61 56H59V58H61ZM80 56V55H79ZM154 56H155V54H154ZM153 56V54H152V56L151 57H154ZM157 56H159V55H157ZM178 56H180V55H178ZM202 56V55H201ZM204 56V55H203ZM73 57V56H72ZM117 57H119V56H117ZM133 57V56H132ZM140 57V56H139ZM142 57V56H141ZM176 57V56H175ZM120 58V57H119ZM123 58H125V57H123ZM155 58V57H154ZM161 58V57H160ZM172 58H174V57H172ZM172 58H170V59H172ZM200 58H203L202 60H204V57H199V59H197V60H199V61H197L198 63L200 62ZM77 59H78V57H77ZM80 59V58H79ZM94 60H95V58H93ZM140 59V58H139ZM162 59H165V58H162ZM176 59H180V58H177L176 57ZM175 59V60H176ZM185 59V58H184ZM74 60V59H73ZM144 60V59H143ZM153 60V59H152ZM155 60H157L156 58L154 59V61ZM10 61H11V59H10ZM115 61H117V60H115ZM122 61H123V59H122ZM163 61V60H162ZM7 62H9V61H7ZM7 62L5 63V65L7 64ZM12 62V61H11ZM121 62V61H120ZM126 62V61H125ZM129 63L131 62L132 63V61L129 59V61H128ZM140 62H142V61H140ZM143 62H145V61H143ZM173 62V61H172ZM179 63L178 64H180V61H178ZM99 63V62H98ZM127 63V62H126ZM126 63H124L125 65H123V63H122V67L124 68V69H126V65L128 66V63L126 64ZM136 64H137V62H135ZM1 64V63H0ZM10 64V63H9ZM9 64H7V65H9ZM51 64V63H50ZM81 64V63H80ZM97 64V63H96ZM135 64V65H136ZM160 64V63H159ZM173 64V63H172ZM194 64H196L195 62H194ZM1 65H3L4 66V64H1ZM0 65V66H1ZM6 65V66H7ZM64 65H66L65 64V61H64ZM117 65V64H116ZM140 65H141V63H140ZM139 65V66H140ZM143 65H145V64H143ZM161 65H163V64H161ZM176 65H177V61H176ZM205 65V64H204ZM2 66V67H3ZM5 66V67H6ZM13 66V65H12ZM67 66V65H66ZM132 66V65H131ZM134 66V65H133ZM138 66V65H137ZM147 66H149V64H147ZM151 67H152V65H150ZM149 66V67H150ZM173 66V65H172ZM179 67H180V65H178ZM200 66H201V64H200ZM70 67V66H69ZM68 67V68H69ZM79 67V66H78ZM84 67V66H83ZM121 67V68H122ZM135 67V66H134ZM141 67V66H140ZM145 67V66H144ZM148 67V68H149ZM150 67V68H151ZM178 67V69H180ZM202 67V66H201ZM9 68H11L12 70V73H11V71L10 70H8ZM16 68V67H15ZM31 68V67H30ZM75 68H76V66H75ZM80 69H81V67H79ZM95 68V67H94ZM105 68V67H104ZM108 68V67H107ZM106 68V69H107ZM122 68V69H123ZM129 68V67H128ZM139 68V67H138ZM206 68V67H205ZM204 68V69H205ZM5 69V71H7V73H6V75H8V76H10V77H12L13 75L12 74H14L13 72H14V69H13V67H11V65L7 68V70H6V68H4ZM83 69V68H82ZM156 69V68H155ZM192 69V68H191ZM202 69V68H201ZM16 70H18V69H16ZM31 70V69H30ZM54 70V69H53ZM68 70V69H67ZM67 70H65V71H67ZM72 72H74V74H76L75 73V70H74V68H72ZM85 70V69H84ZM95 70V69H94ZM104 70V69H103ZM128 69H126L125 71H127ZM140 70H142V68L140 69ZM153 70V69H152ZM8 71H10V73L8 72ZM27 71H29L28 69H27ZM69 71H71L70 70V68H69ZM77 73H78V68H77ZM100 71V70H99ZM108 71V70H107ZM16 72V71H15ZM21 72V71H20ZM24 72V71H23ZM26 72V71H25ZM30 72H33L32 70L30 71ZM84 72V71H83ZM103 72V71H102ZM124 72V71H123ZM181 71H179V73H180ZM55 73V72H54ZM108 73V72H107ZM178 73V74H179ZM192 73V72H191ZM1 74V73H0ZM5 73H3V75H4ZM10 74V75H9ZM27 74H28V72H27ZM70 74V73H69ZM69 74H67L68 76H70ZM88 74V73H87ZM98 74V73H97ZM103 74H105V75H107V76H105V78L106 77H108V74H106V73H103ZM103 74L101 75V76H103ZM132 74V73H131ZM17 75H19V74H17ZM58 75V74H57ZM65 75V74H64ZM82 75H84V74H82ZM110 75H112L113 76V74H110ZM118 74H116L115 76H117ZM134 75H135V73H134ZM138 75V74H137ZM141 76H142V74H140ZM153 75V74H152ZM152 75H151V77H152ZM181 75V74H180ZM14 76H15V74H14ZM13 76V77H14ZM62 76V75H61ZM60 76V77H61ZM72 76V75H71ZM74 76V75H73ZM73 76H72V78H73ZM88 76H90V75H88ZM96 76H98V75H96ZM112 76H109V78L110 77H112ZM131 76V75H130ZM16 77V76H15ZM21 77V76H20ZM55 77H57V76H55ZM76 77V76H75ZM80 77H84V76H81L80 75ZM93 77V76H92ZM99 77V76H98ZM104 77V76H103ZM102 77V78H103ZM114 77V76H113ZM135 77V76H134ZM188 77V76H187ZM68 78V77H67ZM95 78V77H94ZM108 78V79H109ZM115 78V77H114ZM145 78H146V76H145ZM156 78V77H155ZM63 79V78H62ZM71 79V78H70ZM74 79V78H73ZM72 79V80H73ZM76 79V78H75ZM89 79V78H88ZM104 79V78H103ZM128 79V78H127ZM139 79V78H138ZM149 79H150V77H149ZM3 80H4V78H3ZM14 80H15V78H14ZM61 80V79H60ZM69 80V79H68ZM90 80H92L91 79V77H90ZM89 80V81H90ZM102 80V79H101ZM112 80V79H111ZM111 80H109V81H111ZM114 80V79H113ZM151 80V79H150ZM1 81H2V79H1ZM6 81H8V80H6ZM6 81L4 82V81H2V82H0V86H2L3 88H0V93H2V94H4V96H15V94L17 93V86L14 84V82H13V80L12 81H9L10 83L9 84H7L6 83ZM58 81H59V79H58ZM77 81H79V80H77ZM84 81V80H83ZM88 81V82H89ZM104 81V80H103ZM132 81V80H131ZM143 81V80H142ZM147 81V80H146ZM18 82V81H17ZM81 83H82V81H80ZM140 82V81H139ZM216 82V81H215ZM59 83V82H58ZM61 83V82H60ZM80 83V84H81ZM93 83V82H92ZM104 83V82H103ZM106 83V82H105ZM138 83V82H137ZM136 83V84H137ZM156 83V82H155ZM218 83V82H217ZM234 83V82H233ZM233 83L231 82L230 84H232L233 85ZM84 84H85V82H84ZM99 84V83H98ZM108 84V83H107ZM115 84V83H114ZM143 84H144V81H143ZM142 84V85H143ZM211 84V83H210ZM62 85V84H61ZM64 85V84H63ZM62 85V86H63ZM101 85V84H100ZM119 85V84H118ZM135 85V84H134ZM134 85L132 86L131 85V87L133 88V90L135 91V93L134 94H136L137 95V92H138V90H139V93H140V88H141V86H138V84H137V86L136 87H134ZM145 85V84H144ZM143 85V86H144ZM146 85H147V83H146ZM149 85H150V83H149ZM157 85V84H156ZM72 86V85H71ZM78 86H80V85H78ZM86 86V85H85ZM90 86H91V84H90ZM93 86V85H92ZM91 86V87H92ZM97 86V85H96ZM82 87H83V84H82ZM87 87V86H86ZM90 87V88H91ZM102 87H104V86H102ZM112 86L110 85V87H108V88H111ZM116 87V86H115ZM115 87H113L114 89H115ZM119 87V86H118ZM146 87V86H145ZM152 87V86H151ZM156 87V86H155ZM154 87V88H155ZM213 87V86H212ZM211 87V88H212ZM227 87V86H226ZM225 87V88H226ZM83 88H85V87H83ZM87 88H89V87H87ZM86 88V89H87ZM89 88V89H90ZM93 88V87H92ZM95 88V87H94ZM107 88V89H108ZM135 88H137V89H135ZM158 88V87H157ZM215 88H216V86H215ZM214 88V89H215ZM222 87H220V90H222L223 89V91H224V88H222ZM19 89V88H18ZM68 89V88H67ZM81 89V88H80ZM99 90L100 89H102V88H98ZM106 89V90H107ZM112 89V88H111ZM112 90V92L113 91H115V90ZM143 89V88H142ZM233 89H234V86H233ZM98 90V91H99ZM104 90V89H103ZM103 90H100V91H103ZM105 90V91H106ZM132 90V91H133ZM136 90H137V92H136ZM160 90V89H159ZM215 90H217V89H215ZM214 90V91H215ZM220 90H217L216 92H217V94H219V96L217 97L218 99H217V101L218 100H220V99H222L223 98V96L222 95H224V93H228L227 95H229V92L233 95V93L231 92V91H229V92H224V93H222L223 91H221L220 92ZM227 91H228V89H226ZM254 90V89H253ZM252 90V91H253ZM84 91V90H83ZM89 91V90H88ZM95 91H97V89L96 90H94V92ZM118 91H120V89H118L117 90V92L115 91V94L113 93V94H110V93H106V92H108V91H106V92H104V94L102 93V92H98L100 95L98 96L99 98H98V102L100 103V104H103V105H101V108H99V109H97L96 111L94 110L95 109V107H96V104L93 102V104L95 105V106H92V107H94V109H93V112H92V115H93V119H92V117H91V119L92 120H94V122H95V119H96V122L97 123H92V122H90L89 120L87 121L85 118H84V116L82 117V118H84L89 124L91 123V128H92V125L94 124V125H98V123H100L101 125H100V127L101 128H99V129H97V132H99L98 130H101L100 132L102 133V134H104L105 133V135H104V137H102L103 135H101V133L99 132V134L98 133H95V135H96V137L98 136V135H100L99 136V138L101 139V137L102 138H105V136L107 135L106 133L107 132H110L109 130H111V131H114V132H116L117 134H119L117 137H118V139H121L122 138V134L124 133V130H123V133L121 132V130L122 129H124V127L126 126L125 125V123H124V117L126 118H128L130 115L129 114H131V113H129V114H127V116H124L123 117V119L121 118V117H119L118 119L117 118H115V116H114V114L112 115L111 113L109 114L108 113V111L109 110H111V109H115V110H119V109H116V106L117 107H119V108H121V110H122V113H124V111H125V107H129L130 105H131V107L134 105L135 106V109H136V107H137V98L135 97V96H132L131 98H130V100L129 99H127V98H123L122 97V99H121V97H118V95H117V93H118ZM148 91V90H147ZM162 91V90H161ZM233 91V90H232ZM252 91H250V92H252ZM93 92V93H94ZM109 92H111L110 90H109ZM123 92H125V90L123 91ZM122 92V93H123ZM148 92H150V91H148ZM156 92V89H153L152 88V90H151V92H150V98L149 99H147V101H148V103H152V101L155 99V98H153L154 96H156L157 95V93H159V91L157 90V92ZM182 92V91H181ZM184 92H186V91H184ZM183 92V93H184ZM216 92H215V94H214V96L216 95ZM218 92H220V93H222V95L220 94V93H218ZM255 92V90L252 92V93H254ZM88 93V92H87ZM97 93V94H98ZM121 93V92H120ZM144 93H147L146 91L144 92ZM187 93H189V92H187ZM186 93V94H187ZM208 93H210V92H208ZM258 92H255L254 94H257ZM19 94V93H18ZM17 94V96H19ZM91 94V93H90ZM96 94V93H95ZM126 94V93H125ZM161 94H164L163 93V91L161 92ZM160 94V95H161ZM181 94V93H180ZM191 94V93H190ZM251 94V93H250ZM261 94V93H260ZM22 95V94H21ZM117 95V96H116ZM184 95V94H183ZM183 95H182V97H183ZM187 95H189V94H187ZM192 95V94H191ZM211 95V94H210ZM258 95V94H257ZM1 96V95H0ZM6 96V97H7ZM41 96V95H40ZM46 96V95H45ZM89 96V95H88ZM96 96V95H95ZM122 96H124V94H122ZM144 96H146V95H144ZM193 96V95H192ZM195 96H198V97H196L197 98V100H202L205 96H202L201 97V99H200V97H199V95H195ZM212 96V95H211ZM222 98H221V97ZM226 96V95H225ZM252 96V95H251ZM3 97V96H2ZM1 97V98H2ZM22 97H23V95H22ZM22 97H16L15 96V98H14V100H15V105L13 106L12 105V107H10V112L8 111V113H11L10 114V118H6L7 120L4 122V128L5 129H9V127L11 128L12 127V129H13V127H14V123H13V119H14V117L15 116H19V115H27L28 113H29V111H28V104H27V106L26 107H24V108H22V106H23V104H24V102H23V100H19V98H21L22 99ZM25 97V96H24ZM30 97V96H29ZM48 97V96H47ZM91 97H93V95L91 96ZM147 97V96H146ZM165 97V96H164ZM184 97H185V95H184ZM183 97V98H184ZM187 97V96H186ZM191 97V96H190ZM220 97V98H219ZM231 97H234V96H231ZM260 97V96H259ZM258 97V100H261L260 98ZM4 98V97H3ZM16 98L18 99V100H16ZM31 98V97H30ZM49 98V97H48ZM94 98V97H93ZM160 98L162 99L163 98V96H160ZM199 98V99H198ZM211 98V99H210ZM209 99L211 100V101H213L212 100V97H210ZM225 98H227V97H224V99ZM235 98H236V96H235ZM256 98H257V96H256ZM161 99H159V101L161 100ZM185 100H187V101H184V103L186 102H189V106H190V104L191 105H195L196 104V102H197V100L195 99V98H193V99H191V98H184ZM206 99H208V94H207V97L206 98H204V100H206ZM230 97H228V102L229 101H231L232 100V98L230 99ZM243 99V98H242ZM245 99V98H244ZM36 100V99H35ZM39 100V99H38ZM90 100H92V99H90ZM97 100V99H96ZM179 100H181L180 98H179ZM209 100V101H210ZM226 99H225V103H227L226 101H227ZM235 100V99H234ZM2 101V100H1ZM28 101V100H27ZM37 101V100H36ZM88 101V100H87ZM141 101V100H140ZM155 101V100H154ZM158 101V102H159ZM221 101V100H220ZM97 102V101H96ZM108 102H111L112 104H109L110 105V107L109 106H106V103H108ZM142 102V101H141ZM161 102H162V100H161ZM201 101H199V103H200ZM203 102V101H202ZM233 100H232V102L230 103V106H233L236 102H237V100H236V102H234V104H233ZM240 102V101H239ZM243 102H244V100H243ZM242 102V103H243ZM258 102H260V101H258ZM31 103H32V101H31ZM36 103V102H35ZM34 103V104H35ZM39 103V102H38ZM91 103V102H90ZM154 103H156V102H154ZM176 104H175V107L177 108V103L178 102H175ZM181 102H179L178 103V105H180L181 106V104H180ZM198 103V102H197ZM198 103V104H199ZM210 103V102H209ZM222 103V102H221ZM229 103H227L226 105H228ZM242 103H241V105H242ZM244 103H246V102H244ZM251 103H252V101H251ZM25 104H26V102H25ZM114 104H116V106L114 105ZM118 104V105H117ZM144 104H146V102L144 103ZM220 104V103H219ZM233 104V105H232ZM249 104H250V101H249ZM249 104H248V106H249ZM8 105H9V103H8ZM22 105V106H21ZM124 105H127V106H124ZM159 105V104H158ZM185 105V104H184ZM184 105H182V106H184ZM187 105V104H186ZM185 105V106H186ZM187 105V106H188ZM203 106H201L200 108H202V110H204L205 108H203V107H205L207 104H202ZM218 105V104H217ZM252 105L253 106H256L254 103H252ZM90 106V105H89ZM124 106V107H123ZM140 106H141V104H140ZM160 106V105H159ZM159 106H158V108H159ZM185 106H184V108H185ZM211 106H213V105H211ZM229 106V105H228ZM247 106V107H248ZM251 106V105H250ZM249 106V107H250ZM257 106H259V108L257 107ZM256 106V108L257 109H259L260 111H261V114L258 112L257 113V115H259V116H257L256 114H255V116H257L256 118H261L260 120H257V122L259 121V124L258 123H256V127L254 126V124H252L251 125V127L249 128L250 130H251V128H252V126H254L253 127V129L254 128H257V126L259 127V129H258V131L257 132H255L254 131V135H252V136H235L234 134L235 133H233L234 132V130L236 129V128H231V127H233L234 125L232 124V118L233 117H231L230 118V116H229V119H231V125L232 126H227V124H225L224 125V121L222 122L221 120L222 119H224L225 121L226 120H228V117H224L223 116V118L220 120V119H217V118H219V116H220V114H219V112H217L216 110H214L213 108H210L209 107V109H211L210 111H212V109H213V113L216 111L218 114H219V116L217 117L216 116V119L218 120V121H221L220 123H218V127L219 128H221L223 125L227 128V129H229V127L233 130V132H232V130H231V132L233 133V135H232V133L231 132H229L228 130H226V132L228 131L231 135L229 136V134H228V138L225 140V141H223V142H221V141H219L218 139V137L217 136H213V135H211V133L214 131V129L212 130V132L211 133H209V131H208V127H206V128H208V129H206L205 127L202 129V131L201 132H199V134H197V133H192L193 134V136H191L192 134H189V135H187V136H185V138H184V136H182L183 138H184V140H185V148H183V149H179V150H176V148H175V146L172 144V141H171V144H172V147L173 148H175V150H167L168 148H164V146H163V141H165V140H168V138L167 139H161L162 138V135L164 136V135H166V134H162V135H160V132H161V130H159V128H158V130L159 131H157V127L155 128V127H151V130L150 131H152V129L153 128H155V130H156V132L155 133H157L158 134V136H161V140H159L158 139V141H155V143H154V141L152 142V143H154L155 145V149H154V147H151L152 149L150 150V154L152 155V151H154L155 150V152H153L154 153V155H152V157H150V162H151V164L148 162V161H143L142 159H141V163L143 164V163H145V166L146 165H148V164H150V166H149V168H147V170H142V171H140L142 168H145V167H143L144 165H142V168H141V166L140 167H138L137 166V159H138V154L140 153V149H141V145L139 144V142H137L138 140H136V138H135V136H133L134 134L133 133H135V134H137V131L139 130H137L136 132H135V129L134 128H136V127H134L135 126V124H133L132 122L134 121H131L130 120V118H129V120L131 121L130 123H132L131 124V126H132V129L134 130V132H133V130L131 129V132H129L130 133V135H129V133H128V130H126L127 132H125V134L126 133H128L127 135H124V140H125V145H124V147L126 148V149H124L123 150V153H120V154H124V152H125V157H126V153L128 154L127 156H129L128 157V159L130 158L131 159V161L133 162V160H134V163L133 164H136V166L139 168V171L137 170V171H134V173L132 174L133 176H136L137 178H140V179H149V187H150V191H149V194L145 197V196H143V195H145V194H143V195H140L139 197H135L136 199L134 200V198L133 197H131V198H133L132 200H134L135 201V203L133 202V201H131L132 202V204L134 205H136V213H137V218H136V220L135 221H137L136 222V226L134 227L133 225H132V222H134L135 223V221H132L130 218L129 219H127L128 218V216H125V214L127 215V211H126V213L124 212L123 214H124V216L126 217V219L129 221V220H131V226H133L134 227V229H136V231H137V234H138V237H137V235L135 234V238L137 237V240H135L134 241V238H132V241H131V239L129 238L130 237V235H129V239H130V241H129V239L128 240H126L125 239V237L124 236H128V232L130 231L129 229L130 228H128V226H126L123 222H121L122 224H124L125 225V229L122 227V224H121V226L119 225H113L112 223V228L113 229H116V232H115V234L117 233V229H120V228H123L124 230H125V232H126V230L128 231L127 233H125V232H123V230L122 229H120V234L122 233V234H124L125 233V235H123V237L124 238H122L123 240L125 239V243L128 241V242H131V243H128L127 242V244H126V246L128 245V244H131V246L130 247H132V243H133V247H134V245L136 246V257H135V255H134V252H133V258L135 259L136 258V264H264V232H261V233H259V231H258V229H264V106H263V103H259V105H257ZM8 107V106H7ZM146 107V106H145ZM150 107H151V105H150ZM206 107H208V105L206 106ZM243 106H241V108H242ZM35 108V107H34ZM85 108V107H84ZM110 108V109H109ZM143 108V107H142ZM157 108V107H156ZM214 108H218V109H220V111L222 112V110L223 109H221L220 107H217V106H214ZM227 108V107H226ZM233 108V107H232ZM251 108H254V107H252L251 106ZM251 108H248V115L249 116H251V115H254V114H249V113H252V112H254V111H250V109ZM9 109V108H8ZM25 110V111H21V110ZM36 109V108H35ZM89 109V108H88ZM92 109V108H91ZM91 109H89L90 111H91ZM132 109H134V108H131V110ZM134 109V110H135ZM150 109V108H149ZM155 109V108H154ZM178 109V108H177ZM179 109H180V107H179ZM217 109V110H218ZM229 110H231L229 113L230 114H234V113H232V111H233V109H231V108H228ZM234 109H236V108H234ZM87 110V109H86ZM134 110H132V111H134ZM139 110V109H138ZM147 110V109H146ZM159 110V109H158ZM201 110V109H200ZM202 110L200 111V112H202ZM206 110V109H205ZM208 110V109H207ZM206 110V111H207ZM228 110V111H229ZM243 110V109H242ZM254 110H255V108H254ZM7 111V110H6ZM56 111V110H55ZM90 111H89V113H90ZM129 112H130V110H128ZM131 111V112H132ZM150 111V110H149ZM160 111H161V109H160ZM219 111V110H218ZM225 111V110H224ZM224 111L222 112V113H224ZM31 112V111H30ZM82 112V111H81ZM80 112V113H81ZM117 112V111H116ZM137 112V111H136ZM145 112V111H144ZM193 112V111H192ZM192 112H190L189 114H192ZM216 112H215V114H216ZM243 112V111H242ZM39 113V112H38ZM78 113V112H77ZM115 113V112H114ZM117 113H119L120 114V112H117ZM128 113V112H127ZM137 113H139V112H137ZM136 113V114H137ZM212 113V112H211ZM212 113V114H213ZM29 114H31V113H29ZM64 114V113H63ZM125 114H126V111H125ZM142 114H144V113H142ZM142 114H141V116H142ZM158 114H160V113H158ZM236 114V113H235ZM65 115H67L66 113H65ZM68 115H70L69 114V112H68ZM115 115H118V114H116L115 113ZM138 115H140V114H138ZM146 115V114H145ZM208 115V114H207ZM225 116H228L227 114H224ZM237 115H239L240 116V113H237ZM246 114H244V116H245ZM247 115V116H248ZM25 116H23V117H25ZM31 116L32 115H30L29 116V118H31ZM35 116V115H34ZM73 116V115H72ZM91 116V115H90ZM160 115H158L157 117L158 118H160L159 117ZM254 116V117H255ZM67 118L66 119H68V116H66ZM71 117V116H70ZM75 117V116H74ZM89 117V116H88ZM87 117V118H88ZM149 117V116H148ZM151 117V116H150ZM205 118L206 117V114H205V116H202V118ZM214 119H215V116H212ZM221 117V116H220ZM236 117V116H235ZM253 116H251V118H252ZM253 117V118H254ZM17 118V117H16ZM90 118V117H89ZM88 118V119H89ZM126 118V120L125 121H127L128 119ZM133 118V117H132ZM134 118H136V117H134ZM138 118V117H137ZM158 118H157V120H158ZM226 118V119H225ZM251 118H249L250 120H251ZM255 118V119H256ZM22 119V118H21ZM20 119V120H21ZM34 119V118H33ZM40 119V118H39ZM59 119V118H58ZM115 119H117V120H115ZM144 119V118H143ZM163 119V118H162ZM208 118L206 117L205 119H204V121H206ZM216 119H215V121H216ZM238 120H239V118H237ZM246 119H248V118H246ZM248 119V121H250ZM24 120H25V118H24ZM23 120V121H24ZM38 120V119H37ZM48 120V119H47ZM54 120V119H53ZM52 120V121H53ZM57 120V119H56ZM61 120H62V118H61ZM69 120V119H68ZM72 120H74L73 118H72ZM78 120H80L79 118H78ZM128 120V121H129ZM142 120V119H141ZM147 120V119H146ZM234 120H236V118L234 119L233 118V122L234 123H236ZM240 120H243V118L242 119H240ZM253 120V119H252ZM252 120L250 121V122H248L247 120V122H248V125H249V123L251 124L252 123ZM15 121V120H14ZM35 121V120H34ZM84 121V120H83ZM82 121V122H83ZM86 121H84V122H86ZM136 121V120H135ZM208 121H209V119H208ZM207 121V123H209ZM229 121V120H228ZM237 121V120H236ZM245 121V122H246ZM18 122H20V121H18ZM51 122V121H50ZM54 122V121H53ZM76 122V121H75ZM86 122V123H87ZM145 122V121H144ZM147 122V121H146ZM157 122H159V121H157ZM200 122H202V120L200 121ZM212 122V121H211ZM214 122V121H213ZM243 122V124L245 125L246 123L244 122V121H242ZM255 122V121H254ZM21 123V122H20ZM23 123V122H22ZM35 123V122H34ZM41 123V122H40ZM48 123V122H47ZM57 123V122H56ZM56 123L54 124V125H52V126H50L52 129L51 130H53L55 133L54 134H58L60 131L62 132V130L63 129H65L66 131H68L69 132V129L70 128H65L64 126H66V125H62V122H61V125L63 126H61L60 125V122H59V124H57L56 125ZM70 123H72V122H70ZM85 123V124H86ZM136 123H138V121L136 122ZM206 123V122H205ZM24 124V123H23ZM26 124V123H25ZM33 124V123H32ZM46 124V123H45ZM44 124V125H45ZM52 124V123H51ZM146 124V123H145ZM145 124L143 125L144 127H145V129H146V131H148L150 128L148 127V129L146 128V126H145ZM153 124V123H152ZM238 124V123H237ZM240 124V123H239ZM242 124V125H243ZM20 125V124H19ZM40 125V124H39ZM39 125H36V126H39ZM43 125V127H45ZM67 125H68V122H67ZM72 125V124H71ZM147 125V124H146ZM149 126H151L150 124H148ZM159 125H160V123H159ZM212 125V124H211ZM42 126V125H41ZM41 126H39V127H41ZM87 126H88V124H87ZM129 125H127V127H128ZM131 126H129L128 128H131ZM138 126V125H137ZM141 126H142V124H141ZM140 126V127H141ZM161 126V125H160ZM200 126V125H199ZM203 126V125H202ZM209 126H210V124H209ZM239 126H241V125H239ZM19 127V126H18ZM17 126H16V128H18ZM29 127V126H28ZM30 127H32V126H30ZM39 127H35L36 128V130H35V132L36 131H39V130H37V128L38 129H40ZM62 127V128H61ZM67 127V126H66ZM68 127H69V125H68ZM72 127V126H71ZM88 127H90V126H88ZM87 127V128H88ZM95 127L96 126H93V130H92V132L94 133V130H96L95 129ZM99 127V126H98ZM126 127V128H127ZM218 127H216L217 129H218ZM224 127V128H225ZM238 127V126H237ZM247 127H249V126H247ZM46 129H48L47 127H45ZM86 128V127H85ZM127 128V129H128ZM223 128V127H222ZM221 128V129H222ZM223 128V129H224ZM245 128V127H244ZM19 129V128H18ZM45 129V130H46ZM144 129V128H143ZM144 129V130H145ZM216 129V130H217ZM222 129V131H224V133H225V130H223ZM3 130V129H2ZM11 130V129H10ZM41 130H42V128H41ZM49 130V129H48ZM64 130V132H66ZM154 130V131H155ZM201 130V129H200ZM210 130V129H209ZM238 130H240V128H238ZM238 130L236 129L235 130V132L237 131L238 132ZM9 131V130H8ZM26 131V130H25ZM50 131V130H49ZM70 131H71V129H70ZM73 131V130H72ZM142 130H139V132H141ZM4 133H5V130L3 131ZM46 132V131H45ZM48 132V131H47ZM47 132H46V134H47ZM52 132V131H51ZM92 132H90L91 134H92ZM138 132V133H139ZM215 132V131H214ZM213 132V133H214ZM219 133V131H216V133ZM236 132V133H237ZM37 133V132H36ZM42 133H43V130H42ZM42 133H39L40 135H42ZM49 133V132H48ZM67 133V132H66ZM146 133H149V135L148 136H151L150 135V132H144V137H145V134ZM163 133V132H162ZM223 133V132H222ZM222 133L220 132V135H222ZM240 132H238L237 134H239ZM38 134V133H37ZM44 134V133H43ZM51 134V133H50ZM65 134V133H64ZM72 134V133H71ZM70 134V132L69 133H67V135H68V137L71 135ZM87 134V133H86ZM85 134V135H86ZM109 134H111V133H108V135ZM133 134V135H132ZM140 134H142V132L141 133H139V135ZM156 134V135H157ZM188 134V133H187ZM215 134V133H214ZM35 135V134H34ZM59 136H61V135H63V132L61 133V135H60V133L58 134ZM66 135V134H65ZM143 135V134H142ZM142 135H140V136H136L138 139L140 138V139H143V137H141ZM146 135V136H147ZM152 135H153V132H152ZM155 135V134H154ZM153 135V136H154ZM223 135H225V134H223ZM226 135H227V133H226ZM239 135H242V134H239ZM248 135H250V134H248ZM49 136V135H48ZM51 136H53V135H51ZM54 136H56V135H54ZM58 136V137H59ZM71 136H73V135H71ZM112 137H111V139L113 138V137H115L114 135H111ZM158 136H155L154 138H158ZM26 137V136H25ZM57 137V138H58ZM74 137V136H73ZM87 137V136H86ZM94 136H93V134H92V138H93ZM96 137H94L93 139H91V141H94L95 139H97ZM107 137V136H106ZM168 137H169V135H168ZM171 137H173L172 139L174 140V139H176V137L175 136H171ZM222 137V136H221ZM224 137V136H223ZM56 138V139H57ZM60 138H62V137H59V140H60ZM65 138V137H64ZM64 138H62V139H64ZM67 138V137H66ZM71 138L72 137H70L69 139L71 140ZM77 138V137H76ZM89 139H90V136L88 137ZM87 138V139H88ZM98 138V139H99ZM108 138H109V136H108ZM182 138V139H183ZM0 139L2 140V138L0 137ZM26 139V138H25ZM40 139V138H39ZM68 139V138H67ZM99 139V140H100ZM117 139V138H116ZM115 139V140H116ZM117 139V140H118ZM152 138L150 137V140H151ZM172 139H170L169 138V140L168 141H170V140H172ZM4 140V139H3ZM33 140H34V138H33ZM37 140V139H36ZM55 140V139H54ZM58 140V141H59ZM66 140V139H65ZM79 140V139H78ZM105 140V139H104ZM143 140H145L146 141V137H145V139H143ZM153 140V139H152ZM151 140V141H152ZM184 140L181 142V140H179V142H181V143H183L184 144ZM8 141V140H7ZM44 141L45 142H47L46 141V139H45V137H44ZM52 141H53V139H52ZM80 141V140H79ZM97 142H98V140H96ZM96 141H94V142H96ZM100 141H102V140H100ZM106 141V142H105ZM104 142L105 143H107V144H109L110 142H107L108 140H105ZM111 141H114L113 139L111 140ZM175 141V140H174ZM1 142H4V141H1ZM30 142V141H29ZM43 141H41V143H42ZM55 142V141H54ZM61 143H62V141H60ZM60 142H58L59 144H61ZM94 142H91V143H94ZM167 142V141H166ZM177 142V141H176ZM179 142H177V143H179ZM65 143H66V141H65ZM80 143V142H79ZM90 143V142H89ZM117 143V142H116ZM118 143H120L119 142V140H118ZM149 143H150V141H149ZM151 143V144H152ZM176 143V144H177ZM55 144V143H54ZM63 144H64V142H63ZM99 144V143H98ZM97 144V147H98V150H94V148H93V150H94V154L95 153H97V152H95V151H98V153L100 154L101 153V151H102V148H103V144H99L98 145ZM112 143H110V145L109 146H114V145H111ZM167 144V143H166ZM170 143H169V145H167L168 147L171 145ZM2 145V144H1ZM20 145V144H19ZM80 145L82 146L83 144H81L80 143ZM144 145V144H143ZM182 145V144H181ZM180 145V146H181ZM7 146H9V145H7ZM46 145H44V147H45ZM60 146V145H59ZM61 146H63L64 147V145H61ZM80 146V147H81ZM90 146V145H89ZM5 147V146H4ZM18 147H21V146H18ZM22 147H23V145H22ZM66 147V146H65ZM96 147V148H97ZM121 147H123V146H121ZM123 147V148H124ZM184 147V146H183ZM9 148V147H8ZM67 148V147H66ZM83 148L85 149V147L83 146ZM87 148H89V147H87ZM95 148V149H96ZM105 148H108V145H107V147H104L103 148V153H102V156H103V154H107V152L109 151L110 153H111V147H110V150H106V153L104 152V149ZM116 148V147H115ZM115 148H113V149H115ZM172 148V149H173ZM63 149V148H62ZM83 149V150H84ZM121 149V148H120ZM154 149V150H153ZM178 149V148H177ZM22 150H23V148H22ZM80 150H82V147L80 148ZM88 152H93V150H92V148H90L89 150L88 149H86ZM86 150H84L85 151V155H83V157L84 156H86ZM92 150V151H91ZM100 150V151H99ZM117 150V149H116ZM118 150H119V148H118ZM122 150V149H121ZM127 152H126V151ZM19 151H21V150H19ZM84 151H80L81 153L82 152H84ZM120 151V150H119ZM119 151H117V153L119 152ZM2 152V151H1ZM3 152H4V150H3ZM73 152V151H72ZM87 152V154H89ZM108 152V153H109ZM114 152L116 153V151L114 150ZM113 152V150H112V153H114ZM144 153H145V151H143ZM81 153H78L79 155H80V157H79V159L81 158V161L78 159V162L80 161V162H82L83 160H84V158L82 157V155H81ZM97 153V154H98ZM76 154V153H75ZM84 154V153H83ZM146 154V153H145ZM150 154H148L149 156H150ZM90 155H92V154H90ZM96 155V154H95ZM101 155V154H100ZM123 155V156H124ZM130 155H131V157L133 158H131L130 157ZM88 156V158L89 157H91V156H89V155H87ZM78 157V156H77ZM83 158V159H82ZM92 158V157H91ZM87 159V158H86ZM89 160H90V158H89ZM89 160H85V161H87V163H88V161ZM140 159H138V161H139ZM91 161V160H90ZM89 161V162H90ZM130 161V160H129ZM140 162V161H139ZM1 164H3V163H1ZM73 163L71 162V165H72ZM107 165L108 166H111V164L109 163L108 164V162H107ZM75 166V165H74ZM73 166V168L75 169V168H78L79 166H77V167H74ZM2 167V166H1ZM147 167V166H146ZM8 169H9V167H7ZM5 169V168H4ZM63 169V168H62ZM66 168H64V170H65ZM78 169H80V167L78 168ZM78 169H76V170H78ZM133 169V168H132ZM136 169V168H135ZM7 170V169H6ZM10 170V169H9ZM63 170V171H64ZM81 170V169H80ZM80 170H78V172L80 171ZM1 174V173H0ZM121 174H124V172L123 173H121ZM4 175H5V173H4ZM8 176H9V172H8V174H7ZM102 175V174H101ZM6 176V175H5ZM133 176H131V179H132V177ZM7 177V176H6ZM104 177H106V176H104L103 175V179H105ZM135 177V178H136ZM4 178V177H3ZM10 178V177H9ZM12 178V177H11ZM11 178H10V181H12L11 180ZM1 179V182H2V184L4 185V187L5 186H7V185H9V184H6L7 183V181L6 182H3V179L2 178H0ZM102 179V178H101ZM108 178H106L105 179V181L107 180ZM4 180H8V179H4ZM133 180V179H132ZM10 181L8 182V183H10ZM81 181H83V180H81ZM135 181V180H134ZM138 180H136L134 183L137 185H139V181L137 182ZM80 182V181H79ZM83 182H85V181H83ZM142 182H143V180H142ZM146 182V181H145ZM96 183H97V181H96ZM81 184H82V182H81ZM103 184V183H102ZM102 184H101V186H102ZM145 184H148V181H147V183H145ZM145 184H142V185H144L145 186ZM86 185V184H85ZM134 186V187H137L138 189H139V186L141 185V183H140V185L139 186ZM104 186V185H103ZM105 186H107V184L105 185ZM108 188V187H107ZM106 189V188H105ZM137 190V189H136ZM135 190V192L137 193V191L138 192H140L141 191V193H142V190L141 189H139V190H137L136 191ZM145 190V189H144ZM148 191V190H147ZM104 192V191H103ZM107 192H108V190H107ZM135 193V194H136ZM140 193V194H141ZM134 194V195H135ZM130 195V194H129ZM132 195V194H131ZM139 195V194H138ZM97 198H99V197H97ZM97 198H95V199H97ZM94 200V199H93ZM92 200V201H93ZM98 200V199H97ZM91 201V202H92ZM129 201V200H128ZM130 202V203H131ZM94 204H95V202H93ZM92 203V204H93ZM125 203V202H124ZM124 203H123V206H124ZM128 204V205H132V204ZM126 204V203H125ZM1 207V206H0ZM121 207V206H120ZM119 207V208H120ZM126 207V206H125ZM132 206H129V207H127V208H129V210H130V208H131ZM94 208H96V204H95V207ZM98 208V207H97ZM118 208V207H117ZM126 208V209H127ZM114 209H115V207H114ZM96 210V209H95ZM117 210V209H116ZM120 210H121V208H120ZM128 210V209H127ZM133 210V209H132ZM104 211V210H103ZM122 211V210H121ZM134 211V210H133ZM132 211V212H133ZM16 212V211H15ZM97 212V211H96ZM95 212V213H96ZM114 212H115V210H114ZM131 212V213H132ZM18 213V212H17ZM16 213V214H17ZM100 213H102V212H100ZM112 213V212H111ZM134 213H135V211H134ZM136 213H135V216H136ZM5 214V213H4ZM19 215H20V212L18 213ZM98 214V213H97ZM104 214V213H103ZM129 214V213H128ZM117 215H118V213H117ZM100 216H102L101 214H100ZM114 217L116 216L115 214L113 215ZM130 216H131V214H130ZM135 216H132L133 218L135 217ZM7 216H4V218H6ZM111 217V216H110ZM124 217V218H125ZM1 218H2V216H1ZM96 218V217H95ZM98 218H99V216H98ZM107 218V217H106ZM121 218H122V216H121ZM132 218V219H133ZM97 219V218H96ZM117 219V218H116ZM120 218H118V220H119ZM84 220V219H83ZM100 221L101 220H103V219H99ZM99 220H97V221H99ZM106 219L104 218V220H103V225H101L102 224V222H100L101 224H98L97 223V225H101V226H105V223L107 222V220H106V222H104ZM121 220V219H120ZM126 220V221H127ZM134 220V219H133ZM8 221H11V222H8V223H13V220H8ZM82 221V219L80 220V222ZM86 221V220H85ZM95 221V220H94ZM93 221V222H94ZM123 221H125V220H123ZM57 223V222H56ZM82 224L81 225H79L78 226V228L80 229V227L85 223H83V221L81 222ZM88 223V222H87ZM96 223V222H95ZM95 223H94V227H95ZM109 223V222H108ZM119 224H120V222H118ZM58 224V223H57ZM89 224V223H88ZM130 224V223H129ZM13 225V224H12ZM61 226L60 227H62V225L63 224H60ZM123 225V226H124ZM14 226V225H13ZM58 226H59V224H58ZM66 226H67V224H66ZM84 226H86V223H85V225ZM90 226L93 228V226L90 224ZM98 226V227H99ZM117 226V227H120V228H115V227ZM51 227H53V224L51 225ZM59 227V228H60ZM68 227V226H67ZM110 226H108V228H109ZM58 228V227H57ZM69 228V227H68ZM82 228V227H81ZM91 228V229H92ZM104 228V227H103ZM128 228V229H127ZM61 229V228H60ZM84 229H86L85 227H84ZM83 229V230H84ZM95 228H93V230H94ZM102 229V228H101ZM107 229V228H106ZM62 230V229H61ZM70 230V229H69ZM96 230V229H95ZM108 230H111V228L110 229H107V231L106 232H110V231H108ZM11 231H12V233L14 232L13 231V229H11ZM65 231H67V230H65ZM65 231L63 232V233H65ZM80 231V230H79ZM87 231H88V229H87ZM87 231H85V235L82 233V232H79V233H81L82 235H80V234H78V235H75V236H78L79 238L80 237H82V238H80V239H83V240H85L84 242H86V238L84 239V236H86V233H87ZM89 231H90V228H89ZM88 231V232H89ZM101 231V230H100ZM102 231H103V229H102ZM101 231V232H102ZM112 231V230H111ZM264 231V230H263ZM15 232H16V230H15ZM71 232V231H70ZM91 233H89L90 235H92V237H93V239L95 238V241L94 240H92V242H93V245H97L98 243V239L96 238V235H98V233H99V230H98V233L96 234L95 232H97V231H93L92 232V230L90 231ZM104 232H105V230H104ZM118 232V233H119ZM57 233H59V232H57ZM67 233V237H68V235H69V232L67 231L66 232ZM73 233V232H72ZM95 233V236H93V234ZM103 233V232H102ZM131 233V231L129 232V234ZM133 233V232H132ZM8 234H10L9 232H8ZM20 234V233H19ZM26 233H23V234H21V235H25ZM29 234V233H28ZM28 234H26V235H28ZM35 234V233H34ZM33 233L30 235H28V237L29 238H33V239H35V237H33L32 235H34ZM114 234V233H113ZM127 234V235H126ZM134 234H132L131 236H134ZM15 235V234H14ZM58 235V234H57ZM57 235H56V237L55 238H57ZM72 235V234H71ZM71 235H70V237H71ZM74 235V234H73ZM72 235V236H73ZM84 235V236H83ZM87 235H88V233H87ZM102 235H104V234H102ZM109 236L111 235V232L108 234ZM108 235H106V233H105V236H108ZM117 235H119V234H117ZM13 236V235H12ZM12 236L10 235V237L12 238ZM17 236V235H16ZM31 236V237H30ZM35 236V235H34ZM60 238H61V242L59 241V240H57V239H54V241L53 240H50V239H48L47 241L44 239V238H42L43 240H45L46 241V243L48 244L49 242V240L51 241V243L50 244H52V241L54 242L53 243V245L55 244V243H59V244H61V246L63 245L64 247L63 248H65L66 246V248L65 249H70L71 250V247L70 248H68V246H69V244L67 245V242L65 241V242H63V239H64V237L66 238V236H63V238L61 237L62 235L59 233V235H58ZM108 236V237H109ZM18 237V236H17ZM27 237V236H26ZM26 237H25V239H26ZM74 237V236H73ZM73 237H72V239H73ZM89 237V236H88ZM98 237V236H97ZM111 237H112V235H111ZM119 237V236H118ZM118 237H116V235H115V239L116 238H118ZM122 237V236H121ZM10 238V239H11ZM15 238V237H14ZM14 238H12V241L13 242H15V243H17L16 242V240L14 241L13 239ZM101 238H103V237H101ZM0 239H2V238H0ZM96 239H97V241H96ZM108 239V238H107ZM3 240V239H2ZM8 240V239H7ZM55 240L57 241V242H55ZM71 240V239H70ZM79 240V239H78ZM83 240H82V242H83ZM99 240H100V237H99ZM104 240H106V239H104ZM4 241H5V239H4ZM3 241V242H4ZM17 241L19 242L20 240H18V238H17ZM26 241V240H25ZM39 243H40V241L39 240H37ZM87 241L89 242L90 241V239H87ZM116 241V240H115ZM27 242H28V240H27ZM42 242V241H41ZM64 244H63V243ZM75 242H77V240L75 241ZM78 242H80L79 244H81L82 242H81V240L80 241H78ZM102 242V241H101ZM110 242H112V241H110ZM117 243H118V240L116 241ZM123 241H121V242H119V243H121L122 244V246H120V248H122L124 245L123 244H125V243H122ZM136 242V243H135ZM31 243V242H30ZM34 242H32V244H33ZM45 243V242H44ZM66 243V244H65ZM68 243H70V242H68ZM74 243V240H73V242H72V244ZM94 243H96V244H94ZM118 243V244H119ZM21 245H22V243H20ZM36 244H38L37 242H36ZM36 244H34V248H36V249H32V251H35V252H37L38 251V248L40 249V250H42L43 248H41V247H36L35 245ZM41 244L42 243H40L39 245L41 246ZM71 244V245H72ZM77 244V243H76ZM78 244V245H79ZM92 244V243H91ZM19 245V244H18ZM26 245H27V243H26ZM38 245V246H39ZM46 246V244H42V246ZM56 245H58V244H55V246ZM66 245V246H65ZM70 245V246H71ZM77 245V246H78ZM83 245L84 244H82V245H79L78 246V249H77V247H75L76 245H75V243H74V247L78 250V252L79 251H81V250H84V248H83ZM28 246H29V251L31 252V248H32V246L33 245H29V243H28ZM60 245L59 246H56V247H59V248H61V249H63L62 247H61ZM98 246H100V245H98ZM117 246H119V245H117ZM117 246H115V248L117 247ZM1 248H3V246H0ZM95 247V246H94ZM127 247H129V245L127 246ZM10 249L12 248V246H10L9 247ZM46 247H44V249H45ZM58 248V249H59ZM74 248V249H75ZM93 248V247H92ZM118 249H120L119 247H117ZM124 248V247H123ZM3 249H5V246H4V248ZM48 249V248H47ZM54 249V248H53ZM56 249V248H55ZM58 249H56V250H58ZM65 249H63L64 250V252L63 253H65L66 252V250ZM75 249V250H76ZM133 249V248H132ZM1 250V249H0ZM9 250V249H8ZM15 249H12V251L14 252V253H16V252H18L17 254H19L20 252H21V249L19 250V251H14ZM23 250V249H22ZM27 250V251H28ZM39 250V251H40ZM46 250V249H45ZM60 250V249H59ZM69 250V251H70ZM75 250H71V251H73L72 253L75 255L76 254V252H74ZM113 250V249H112ZM133 250H135V249H133ZM2 251V250H1ZM24 252H22V254L24 253L25 254V250H23ZM28 251V252H29ZM61 251V250H60ZM60 251H58V252H60ZM69 251H67V252H69ZM71 251H70V253H71ZM88 251H91V250H88ZM88 251H84L85 253L83 254V253H81V255H79V254H76V255H79V257H77L76 255L74 256V257H77V259L75 260L73 257H71V256H69V257H71L70 259H74V261L73 260H70V261H72V262H76L77 260H78V258H83L84 259V257H85V254L87 253V254H89V252ZM119 251H122V250H116L115 252L116 253H119ZM35 252H32V253H30V254H28L30 257H32L33 255V253H35ZM47 252H48V250H47ZM49 252H51L50 250H49ZM47 253V255H37L38 254V252L36 253V255H37V257H34V258H36V260L38 259V256L40 257V256H46V259L47 260H51V256H53V254H55V252H54V250L52 251V252H54L50 257L51 258H49V257H47V256H49L51 253ZM77 252V253H78ZM115 252H113V253H115ZM13 253V255H14V257H15V254ZM41 253V252H40ZM39 253V254H40ZM43 253H46V252H43L42 251V254ZM61 253H62V251H61ZM71 253V254H72ZM3 254V253H2ZM2 254H1V256H2ZM7 255H8V252L6 253ZM10 254V253H9ZM12 254V253H11ZM10 254V255H11ZM49 254V255H48ZM112 254V253H111ZM121 254H122V252H121ZM120 254V255H121ZM35 255V256H36ZM55 255H57V254H55ZM55 255L53 256V258H52V260L54 259L55 260ZM62 255V254H61ZM65 256H66V254H64ZM84 257H83V256ZM119 255V254H118ZM119 255V256H120ZM131 255V254H130ZM20 256V255H19ZM22 256V255H21ZM87 256V255H86ZM89 256V255H88ZM87 256V257H88ZM113 256V255H112ZM118 256V257H119ZM132 256V255H131ZM131 256H130V258H131ZM16 257H18V256H16ZM59 257V256H58ZM68 257V256H67ZM86 257V258H87ZM102 257V256H101ZM107 257V256H106ZM106 257L105 256H103L102 258H105V262H106ZM3 258V257H2ZM24 258H27V259H29V257H26V255L24 256ZM32 259V261L33 260H35V259ZM40 258H42L43 259V257H40ZM45 258V257H44ZM49 258V259H48ZM66 257H64V259H65ZM102 258L100 259L101 261H104V259L102 260ZM108 258H110V257H108ZM113 258H114V256H113ZM113 258H110V259H113ZM129 258V259H130ZM26 259V260H27ZM67 260L69 259V258H66ZM89 259V258H88ZM109 259V260H110ZM134 259H133V262H134V264H135V261H134ZM41 260V259H40ZM44 260V259H43ZM42 260V261H43ZM47 260H45V261H47ZM50 260L48 261V262H50ZM63 260V259H62ZM67 260H66V262H67ZM84 260H86V259H84ZM108 260V259H107ZM131 260H132V258H131ZM19 261V260H18ZM28 261V260H27ZM39 261V260H38ZM69 261V260H68ZM83 260H81V261H77L76 263H78V264H81V262H82ZM88 261L89 260H87V261H83V262H85V264H87L88 263ZM110 261H112V260H110ZM109 261V262H110ZM3 262H4V260H3ZM7 262V263H6ZM16 262V261H15ZM37 262V261H36ZM35 262V264H37ZM40 262V261H39ZM44 262V261H43ZM65 262V261H64ZM65 262V264H70L71 262H67L66 263ZM82 262V263H83ZM87 262V263H86ZM4 263H6V264H9L10 262L8 261V260H6ZM30 263H31V261H30ZM75 263V264H76ZM108 263V262H107ZM0 264H3L2 262H1V260H0ZM11 264V263H10ZM16 264V263H15ZM34 264V263H33ZM39 264H41V262L39 263ZM53 264V263H52ZM55 264H58V262L57 263H55ZM60 264V263H59ZM72 264V263H71ZM84 264V263H83ZM89 264V263H88ZM91 264V263H90Z\"/></svg>",
	"mask_w": 264,
	"mask_h": 264
}]
</instances>
